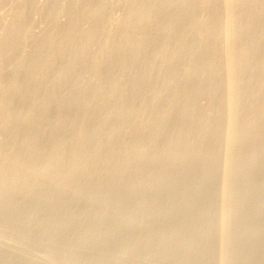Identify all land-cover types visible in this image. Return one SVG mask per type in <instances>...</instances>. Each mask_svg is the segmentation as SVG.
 <instances>
[{
	"label": "rangeland",
	"instance_id": "rangeland-1",
	"mask_svg": "<svg viewBox=\"0 0 264 264\" xmlns=\"http://www.w3.org/2000/svg\"><path fill=\"white\" fill-rule=\"evenodd\" d=\"M100 1L101 0H94L93 3L91 2V6L93 5L92 7H96L100 3ZM102 1H104L103 2V8H102L100 15L98 16L99 19L97 18L95 20V22H98L102 26L103 31L101 29V31H99L98 38L95 39L94 41H90L87 39V35H86L87 33L86 32L90 29L92 23L91 22H83L80 20H72L73 19L72 14H75L77 12L76 10H78V8L80 7V6L77 7V5L74 4L73 0H66V1L60 0V2H59V0H31V1L30 0H28V1L27 0H0V42H1V40H4V42L0 44V48L2 47V49L0 50V97H3L4 99H6L8 96L9 97L11 96V93H14V92L16 93L18 90H20L26 86H28L27 92L29 91L28 94L30 95L26 99L25 102L22 101L21 103H19L20 101H14L15 103L12 102L11 104L7 105L6 107H1L2 109L0 108V121H1L0 122V164H1L0 165V169H1V171H0V184H2L4 181H6L5 184H7V185H5V184L0 185V196L4 195V193H5V196H2L0 198V248H1L0 249V264H138V263L139 264H219V263L220 264H264V257H262V256H264V162H262V161H264V142H262V143L260 142L261 141L260 137L262 138V141H264V134H262L264 132H261V131H264V128L261 129V127H264V124H262V122L261 123L259 122V120L261 121L260 117L264 116V115H261L259 113V111L261 113H264V112H262V110H264V109L261 110V108H262L261 106H264V102H262V104H261V99H262V101H264V97H262V96H264V85H262V84H264V74H262V73H264V69H262V68H264V59H262V58H264V57H262V56H264V51H260V53L258 52L261 49L264 50V45H262V44H264V43H262V42H264V40H262L261 44L259 43L260 45H257L258 42L256 44H254V42H255L254 40H256V38H259V36L262 35V32H264V30H260L262 27H258V28L256 27L260 31H258L256 28L255 29L254 28L253 29L247 28L248 30L241 29L239 31L235 30V31H231V37L229 36L230 39L228 37H224L223 35H221L220 37L216 36L215 37V38H217V40H216L215 38H213L212 32H214L213 28H218L219 25H221V20L220 19H217L216 21L212 20V19H214L213 11H211L212 7L210 8V6H206L208 8V10L207 9L205 10V8H206L205 5L197 6V7H199V9L196 7L194 10L196 14L193 12L192 16L189 17V19H186L185 23L187 22V24L181 23L182 25L180 24L175 29H170L171 32L169 30V34H167L168 30L166 31L164 29L167 25V22H166L167 20L165 22H162V23L157 24V25L154 24V25H156L155 27L147 25V27H145V28H140V29L134 30V29H132L131 24H129L127 19H126L128 11L130 9V6H129V4H131L130 1L129 2H128V0L127 1H125V0H102ZM31 2H34V3H31ZM66 2H68V3H66ZM55 3H56V5H55ZM57 3H60V4L58 5ZM24 4H26V5H24ZM32 4H34V6ZM67 4H69L70 6ZM78 5H80V4H78ZM27 6H28V8H27ZM55 6L56 7L59 6L60 8L57 7V8H59V9H57ZM16 8L18 9L17 11L15 10ZM54 8L56 10H54ZM70 8L72 10H70ZM21 9L23 10L22 13L19 12V11H22ZM64 9L66 10V13H65ZM202 9L205 12H201ZM231 9L232 10L229 11L230 17L231 16L234 17V16L238 15V12L240 13V11H238L240 8L238 9L236 7V10H235V7H234ZM58 12H60L62 14H60V13L58 14ZM233 12H235L234 16L232 14ZM70 13H71V15H70ZM177 13H178V10H175V12H171L170 15H172V17H173ZM202 13H204V14L202 15ZM209 13H210V15L208 16ZM197 14H198V16H197ZM16 15L18 17L19 16L20 17L14 18L13 16H16ZM192 17H193V19L191 21L190 19ZM201 17H203L204 19ZM50 18L51 19L54 18V19L50 20ZM199 19L201 20L200 23H199ZM13 20H14L15 26L12 25ZM76 22H78L77 23L78 25L76 24ZM190 22H192V24ZM209 22L211 23V26H209L210 25ZM17 24L20 26V28H18L19 26ZM51 24H52V26H51ZM55 24L56 25L58 24V26H56V28H54ZM70 24L74 25L75 32H73V33L71 32V29H69ZM161 24L163 25L162 27H161ZM215 24H216V26H215ZM22 25H23V27H22ZM185 25H187V26H185ZM5 26L6 27L8 26L7 28H10L7 32L8 33L7 36H6L7 33L5 32L7 30H4V28L7 29ZM12 26L15 28L13 29ZM191 27H193V28H191ZM202 28H203V31L201 30ZM12 29L15 31L14 34H13ZM52 29L54 30V32L52 31ZM65 29H67V30H65ZM162 29H164V30H162ZM192 29L194 30V33L192 32L193 31ZM198 29H199V31H197ZM251 29H252V31H251ZM262 29H264V28H262ZM57 30H58V32H57ZM128 30H129V32H131L130 37H125V33ZM205 30H207V31H205ZM254 30H256V31H254ZM18 31L21 32L19 36H18V34H19ZM245 31L246 32L249 31L250 33L247 32V34H246ZM62 32H64V33L62 34ZM79 32H82V33H79ZM110 32L112 33L111 34L112 36L110 35ZM158 32H160V34H158ZM162 32H163V34H162ZM183 32L185 34H183ZM256 32H260L261 34L258 35V33H256ZM46 33H48V34H46ZM78 33L80 34V36ZM115 33L118 34V36ZM188 33H191V34L188 35ZM234 33H236L238 36ZM252 33H253V36H252ZM254 33H256V34H254ZM4 34H5V36H4L5 39L3 38ZM12 34H13V36H12ZM50 34H52V36H56V38H54V41H53V42H55V40H56V42H55V44L52 42L47 47L43 43H44V40H46V38L48 36H50ZM69 34H70V36H69ZM72 34H74L75 36L73 35V37H72ZM113 34H114V36H113ZM121 34L124 37L121 36ZM206 34H208V35H206ZM241 34H244V36L242 35L243 36L242 37ZM248 34H250V35H248ZM107 35H108V38H107ZM172 35L174 37H172ZM204 35L207 36V38ZM14 36L16 37V39ZM136 36H137V38H135ZM155 36H157V37L155 38ZM198 36H200V38ZM57 37L60 39L58 40ZM140 37H142V38H140ZM195 37H197V38H195ZM139 38L142 40H140ZM237 38H238V40H237ZM252 38H254V39H252ZM66 39H68V41ZM209 39L213 42H211ZM218 39H221V40H219V42L216 43L215 41H218ZM233 39H234V42H232ZM15 40H17V41H15ZM62 40H64V41L62 42ZM126 40H129V41H126ZM137 40H139V41H137ZM246 40H247V42H246ZM76 41H78V44L75 45ZM80 41H81L82 45H81ZM143 41L146 45L145 44L141 45ZM135 42H138V44ZM170 42H171V44H170ZM205 42H207V44H205ZM223 42H225V43H223ZM12 43H13V45H12ZM177 43L178 44L183 43V44L178 45ZM210 43L213 45H211ZM218 43L220 45H218ZM226 43H227V45H226ZM234 43H236L237 45ZM244 43L247 46H244ZM52 44H54V46ZM115 44H119V45H115ZM132 44H133V46H132ZM224 44L226 45V48H227L226 50H224V52L226 51L225 53L222 52L223 49H225V48H223V47H225ZM84 45H85V52L83 53L82 56H80L81 54L79 53V49L81 48V46H84ZM121 45H122V47H124V49L122 47H120ZM140 45L142 46L141 48L139 47ZM221 45H223V46H221ZM241 45L243 46V49H245V50L242 49ZM50 46H52V49L49 48ZM60 46L62 47V49L58 48ZM68 46H72V47L68 48ZM76 46H77V48H76ZM168 46L170 47L171 50H169ZM41 47L42 48L44 47V49L41 50L42 49ZM46 47L49 49L45 50ZM232 47H234V48H232ZM102 48H104L103 52H102ZM139 48L141 49V51H138ZM146 48H147V50H146ZM162 48H164V49H162ZM198 48L199 49L201 48V49L199 50ZM239 48H241V49L239 50ZM188 49H190L191 51ZM216 49H218V50H216ZM10 50H12L13 53H10L11 52ZM53 50H55L56 52ZM65 50H66V52H65ZM159 50H160V52H159ZM230 50L231 51L233 50V51L231 52ZM235 50H236V52H235ZM247 50H249V51H247ZM104 51L107 54H105ZM116 51H118V52H116ZM54 52H55V54H54ZM189 52H192V53H189ZM207 52L209 55L207 54ZM210 52H212V53H210ZM214 52L216 53V55ZM70 53H72V54H70ZM111 53H115L116 55L111 54ZM126 53L128 54V56L126 55ZM144 53L146 54V56L144 55ZM158 53L160 55L162 54V56L160 57V55ZM221 53H223V54H221ZM258 53L260 55L262 54V56L258 55ZM31 54H32V56H31ZM36 54H38V55L36 56ZM56 54H58V55H56ZM74 54H75V56H74ZM8 55L11 56V58L8 57ZM178 55H180V56H178ZM189 55H190V57H189ZM40 56H42V58L44 60ZM101 56H102V58H101ZM139 56H140V58L138 59ZM153 56H156V57L154 58ZM232 56L235 57L234 59L236 61H234ZM25 57L27 60L25 59ZM182 57H184V58L182 59ZM238 57H239V59H238ZM242 57H244L243 58L244 60L240 59ZM249 57H250V59H249ZM258 57H260L259 59H261V60L255 59ZM13 58H15V59H13ZM22 58H24V59H22ZM119 58H120V60H119ZM157 58H158V60H157ZM178 58H180V59H178ZM220 58H221V61H218V60H220ZM50 59H52V60H50ZM203 59H204V61H203ZM231 59L233 61L228 62V60H231ZM254 59H255V61H254ZM17 60L20 62L17 63ZM209 60H212L213 62L209 63L210 62ZM42 61H44V62H42ZM110 61H113L114 63H112ZM171 61L174 64V66L171 65L172 67L170 65H168V64H172ZM180 61L183 64H181ZM191 61L193 63H190ZM200 61H202V62H200ZM253 61L255 62V64L253 63ZM21 62H23V63H21ZM198 62H199V64H198ZM220 62H223L224 64L220 63ZM230 62L233 64V66ZM15 63H16V65L17 64L18 65L16 66ZM42 63L44 65L47 63V65L44 66ZM94 63L96 65H98L97 67L102 66L101 68H97L98 73L95 71H93V72L91 71V70H94L93 69ZM212 63H217V64L212 65ZM218 63L221 65L223 64L224 66L223 65L219 66ZM241 63L244 65H242ZM245 63H246V65H245ZM250 63L251 64L253 63V64L251 65ZM37 64H39V66ZM41 64L43 65V67ZM66 64L68 66V69L66 67ZM122 64H124V65H122ZM138 64H139V66H138ZM20 65H21V67H20ZM24 65L27 67L28 70L26 69V67ZM49 65H51V66L48 68ZM63 66H65L66 68ZM112 66L114 68H112ZM133 66H134V68H133ZM198 66H200L199 68L200 69L202 68V70L196 69ZM204 66H206V67H204ZM240 66H243V67H240ZM244 66L247 67L246 70L242 69V68H244ZM254 66H255V68H254ZM259 66H262V68H259ZM34 67H36L37 70ZM145 67H148V68L145 69ZM175 67H177V68H175ZM203 67H204V69H203ZM207 67H209L210 69H208ZM225 67H226V69H225ZM13 68H14V70H12ZM171 68H173V69H171ZM214 68H216V69H214ZM238 68H240V70H238ZM105 69H106V71H105ZM232 69L235 71L233 72ZM251 69H252V71H251ZM34 70H35V72H34ZM44 70L45 71L48 70V71L44 72ZM61 70L62 71L64 70V71L62 72ZM203 70H205V71H203ZM208 70H210V71H208ZM224 70L226 72H224ZM149 71H150V73H149ZM195 71H197V72H195ZM211 71H212V73H211ZM118 72H119V74H118ZM198 72H200V73L198 74ZM206 72H207V74H206ZM215 72H217V74L218 73L222 74L223 77L215 74ZM242 72H243V74H242ZM246 72H247V74H249V77L247 76ZM250 72H251V74H250ZM41 73L42 74L44 73V76L41 75ZM254 73H257V74L254 75ZM13 74L16 77H19V76L21 77V78H18L17 83L14 82L15 80L13 79L14 78ZM99 74H100L101 78H100ZM106 74L108 76H106ZM148 74H150V75L148 76ZM155 74H158V75H155ZM237 74L238 75L240 74V76H238ZM260 74L262 77L259 76ZM120 75H122V76L120 77ZM196 75H198V77ZM236 75H237V79H236ZM28 76H30V78ZM191 76L195 79H193ZM216 76H217V78H215ZM245 76L248 78L247 80H246ZM149 77L152 79H150ZM184 77L186 80L184 79ZM201 77H204V79ZM254 77H256V78L254 79ZM145 78H147V79H145ZM228 78H229V80L231 78L232 79L230 81H228ZM239 78H241V79H239ZM252 78L254 81L257 80L256 83L252 80ZM56 79L58 80V82ZM180 79H182V80H180ZM187 79H190V81ZM221 79L223 82L221 81ZM226 79H227V81H226ZM235 79H236V82L234 81L231 83V81H233ZM10 80H11V82H10ZM261 80H262V82H260ZM53 81H54V84H52ZM169 81H171L172 83L170 82V84H168ZM186 81H187V83H185ZM191 81H192V83H191ZM214 81H216V82H214ZM239 81H241V82H239ZM101 82H102V84H101ZM104 82H106V83L104 84ZM111 82H113L115 85L111 84ZM194 82H196V83H194ZM237 82H238V84H237ZM242 82H243V84H242ZM244 82H246L247 84ZM107 83H108V85H106ZM132 83H134V84H132ZM235 83H236V85H235ZM50 84H51V86H50ZM148 84L150 86H148ZM165 84H168V85L166 86ZM245 84L248 87H246ZM257 84H259V85H257ZM17 85H19V87ZM111 85L114 86L115 90H112L113 86H111ZM134 85H139V86H134ZM22 86H24V87H22ZM108 86L110 89L108 88ZM120 86H121V88H120ZM11 87H13V88H11ZM199 87H201L202 89H200ZM218 87H220V88H218ZM236 87H237V89H236ZM37 88L38 89L40 88V89L37 90ZM118 88L120 89V91ZM162 88L165 91L162 92ZM166 88H167V90H166ZM204 88L205 89L207 88V89L205 90ZM180 89H182V90L178 91ZM186 89H188V91ZM191 89H192V91H191ZM244 89H245V91H244ZM248 89L250 91L253 89L254 91L250 92V91H248ZM32 90H33V92H32ZM116 90L118 93L115 94ZM159 90H161V92ZM183 90H186V91H183ZM220 90H221V92H219ZM226 90H228V91H226ZM237 90H238V92L241 91L243 93V95L241 94V92L238 94H234V93H236ZM34 91L37 92V94H35ZM137 91H139V92H137ZM149 91L152 93H150ZM194 91H195V93L193 94L192 92H194ZM208 91L212 92V93H208ZM217 91H218L217 94L214 93ZM231 91L232 92L234 91L233 94ZM30 92H32V93H30ZM111 92L113 95L110 94ZM181 92L183 94H181ZM184 92L187 94L184 95ZM247 92H249V93H247ZM259 92H262V93H259ZM163 93H164V95H163ZM198 93L201 95V97H199ZM227 93H228V95H227ZM245 93H247V94H245ZM48 94L50 96V99L48 97ZM212 94H213V96H215L214 98H217V99H214L212 97ZM220 94H222L221 95L222 97L220 96ZM224 94H225V96H224ZM253 94H254V96H253ZM124 95H126V96H124ZM152 95H154V96L152 97ZM172 95H173V97H172ZM174 95L176 97L179 96V98H178L179 101ZM189 95L191 97L192 96L193 97L191 98ZM194 95H196V96H194ZM216 95H218V96H216ZM232 95L235 97L233 98ZM236 95L239 97L238 100L236 99ZM251 95H252V97L249 98V96H251ZM259 95H261V97ZM104 96H106L107 99L104 98ZM108 96H109V98H108ZM112 96H113V98H112ZM180 96H181V98H180ZM245 96H246V98H249V99H246ZM170 97H171V99H170ZM209 97H210L211 101L210 100L208 101ZM243 97L245 98V100L242 99ZM29 98H30V100H29ZM154 98H157V100L154 101ZM185 98H187V99H185ZM225 98H226L227 102H230V105H229V103H227L224 100ZM255 98H257V99H255ZM40 99L41 100H43V99L48 100V104L46 107L47 110L45 109L44 110L45 112L43 111V114L37 113V112H30V114H28L29 112H28L27 108L29 106H32V104L38 103ZM94 99H96V100H94ZM131 99H133V101ZM167 99H168V101H166ZM194 99H196L197 101ZM218 99L220 101L223 100V102L221 103ZM240 99H242V101ZM128 100L129 101L131 100V101L128 102ZM169 100H170V102H169ZM172 100H174L175 103H177V104H175L174 101H172ZM185 100H187V101H185ZM83 101H85V102H83ZM252 101H254V102H252ZM257 101H259V103ZM98 102H100V103H98ZM235 102L238 104H235ZM245 102H247V103L245 104ZM248 102H249V104L250 103L251 104L249 105ZM255 102L257 103L256 108H255V104H256ZM66 103H68V104H66ZM211 103H214L215 105L211 104ZM84 104H86V105H84ZM115 104H117L118 107ZM118 104L122 105V107L119 106ZM124 104H125V107L128 105L126 108H129V109L124 108ZM153 104H155L154 107L152 106ZM183 104H184V108H182ZM193 104H195V106ZM197 104H199V107ZM218 104H221V105L223 104L222 105L223 107L221 105H218ZM147 105L149 107L146 108ZM234 105H236V107ZM251 105L256 110H254ZM82 106H83V108H82ZM172 106H173V108H172ZM180 106H181V108H180ZM188 106L193 108V109L191 108L192 112L197 110V111H195L196 114H195V112L192 113L191 111H189L188 109H190V107H188ZM210 106L213 109L212 108L210 109ZM242 106H243V108L245 106L244 109L247 111H250V112L247 113V111H245V110H243V108H241ZM79 107H80V109H78ZM174 107H177L178 109H176ZM197 107L200 109H198ZM215 107H218V108H215ZM74 108H76V109H74ZM116 108H117V110H116ZM122 108H123L124 112L122 111ZM161 108L163 110H161ZM229 108H230V110H229ZM237 108H238V110H237ZM146 109L147 110L149 109V110L147 111ZM150 109H152V110H150ZM166 109H169V111L168 110L166 111ZM184 109L186 112L187 111L190 112L188 117H187L188 112L185 113ZM203 109L205 112L203 111ZM231 109H233V110H231ZM257 109H258V112L256 113ZM26 110L28 113L26 112ZM145 110H146V113H145ZM154 110L158 113H155ZM174 110L177 112H175ZM179 110H183L184 112H181L182 114L180 113L181 115L178 116L177 114L179 113ZM198 110H199L200 114L198 113ZM200 110H202V111H200ZM234 110H236L237 115H238V112H240L238 117H237L236 112ZM117 111H119V112H117ZM120 111H122V112H120ZM134 111H135V113H134ZM150 111H151V113H150ZM241 111H242V113H241ZM244 111L248 115H245ZM107 112H109V113H107ZM139 112H140V114H139ZM165 112H167V113H165ZM170 112H172V113H170ZM227 112H232V113L226 114ZM31 113L35 116V118ZM112 113H114V114L116 113V115H114ZM118 113H119V115H117ZM149 113H150V115H149ZM160 113H162V114H160ZM220 113H222V115H220ZM234 113L236 116L234 115ZM253 113H255V115ZM25 114L27 115V117L29 119L26 117ZM124 114H128V115L131 114V115H129V116L127 115V117L125 115L124 117H122ZM133 114H134V116H136V118L138 117L137 122H139V123L136 122V120H135L136 118L134 116L132 118ZM143 114H144V116H143ZM151 114H152V116H151ZM159 114H160V116H159ZM163 114H164V116H162ZM229 114H230V116H229ZM243 114L245 116L242 117L243 118L242 119L241 115L243 116ZM251 114H253V115H251ZM257 114H258V116H257ZM41 115L43 117H41ZM107 115H109L111 118ZM167 115H169V116H167ZM182 115H184V116H182ZM199 115H201V117ZM30 116L33 119L30 118ZM36 116H37V118H36ZM105 116L107 117L106 119H108V118L110 119V120L108 119L109 120L108 123L106 122L108 120H106V119L104 120ZM141 116L144 117V118L142 117L143 118L142 121H141ZM180 116L184 117V118H181ZM192 116H194L193 117L194 119L192 118ZM207 116H208V118H206ZM212 116H214V117H212ZM220 116L221 117L223 116L224 118H220ZM228 116L230 119L231 118L234 119L235 124H234L232 119L230 120L228 118ZM233 116H235V117H233ZM246 116H248L247 117L248 120L244 119ZM6 117H8V118H6ZM119 117H122V118H119ZM163 117L166 118V121L164 119L162 120ZM175 117L177 119H175ZM178 117L180 118V121H181V119H185V121H186L185 123L188 125V126L186 125L188 134L186 132L185 137L188 138L191 135H193V136L196 135L197 137L195 136L193 138V136H192L189 139L183 140V138H185L183 135L181 137L183 142L182 141H180V142L182 144H185V145H181V151L179 153V155H181V156L183 155V156H182V158H181V156L179 157V155H177L178 157L174 156L175 157V160H174V158L172 156H171L172 158L170 157V155H173V154H171L172 151L171 152L169 151V150H172L173 148H170V145L167 144L166 142H167L168 138H171V140H173V137L176 136L174 129H177L178 128L177 126L181 125V122L179 121ZM209 117H211V118H209ZM252 117H253V120L250 119ZM257 117L259 118V120H257L258 119ZM5 118H6V120H5ZM100 118H102L104 123L106 122L105 123L106 125L104 123H102V120ZM148 118H150L151 120L150 119L148 120ZM152 118H154L153 121H152ZM159 118L161 119V121ZM199 118H201L202 121L204 119L203 122H205V119H207L206 122L207 121L208 122L207 123L205 122V126H207L206 124L209 123L208 127L210 126V121H211L213 123V124H211V126L213 128H208V127L206 128L204 126L203 122H201V120H198ZM7 119H10V120H7ZM27 119H28V121H27ZM53 119H55V120H53ZM224 119H226V120H224ZM227 119L232 121L233 124H232V122L230 124V121ZM235 119H240L237 121L239 123H236ZM249 119L252 122L248 123V121H250ZM29 120H30V122H29ZM46 120L47 121L49 120V121L47 122ZM156 120H157V122H156ZM173 120H178V121H174V124H173ZM244 120H246V122ZM8 121H10V122H8ZM11 121L15 122L16 124L12 123ZM23 121H25V122H23ZM117 121L118 122L120 121L119 124L117 123ZM199 121H200V123H199ZM242 121H244V123ZM257 121L260 123V124L258 123L259 125L257 124ZM262 121H264V119H262ZM7 122H8V124H7ZM49 122H50V124H49ZM82 122H83V124H82ZM140 122H142V123H140ZM148 122H150V124ZM167 122H169L171 125L170 124L168 125ZM177 122H179V123H177ZM215 122H217L218 124L222 123L219 126H222V127L225 126L224 127L225 129H227V127H228V130H227L228 133L224 128L219 127L218 125H214V124H217ZM1 123L3 125H1ZM17 123L20 126V128H17V126H16ZM28 123L29 124L31 123L33 125L32 128H31V124L29 125ZM56 123L57 124L59 123V124L57 125ZM154 123H155V125H154ZM156 123H158V125L161 126L162 129L160 127L157 128L158 125ZM201 123L203 124V126ZM227 123L230 124L231 129H229L230 128L228 126L229 124L226 125ZM252 123L255 124V127ZM20 124H22L24 126H22ZM35 124H36V126H35ZM54 124H56V126H58V127H56ZM115 124H117L118 126L117 125L115 126ZM120 124L122 126H120ZM151 124H152V127H151ZM178 124H180V125H178ZM190 124H192V125H190ZM62 125H63V127H62ZM173 125L176 126L177 128H175ZM194 125L198 126L197 127L198 131L196 134H195L196 129L194 130V128H196V126H194ZM237 125L239 126V128ZM71 126H74V127L77 126V127L74 128ZM79 126L82 128H80ZM132 126L133 127L136 126L137 129L135 127L133 128ZM163 126H166V127L164 128ZM172 126H173V128H172ZM183 126H185V124ZM217 126L219 128H217ZM259 126H260V128H259ZM24 127H25V129L27 128L26 130H29L30 128L32 130L30 129V131L24 132L25 131ZM35 127L37 129L36 132L35 133L31 132L34 130ZM44 127L46 128V130H44L45 129ZM101 127H102V129H101ZM123 127H124V129H123ZM150 127L152 129L148 130V129H150ZM204 127H205V129H204ZM242 127H243V129H242ZM245 127L248 129H246ZM11 128L14 129L15 131L12 130ZM64 128H66L67 132ZM69 128H70V130H68ZM77 128H80V129H77ZM98 128H100V130ZM140 128L142 129L141 131H140ZM154 128H156L155 130H158V131H156V133L154 132ZM186 128L184 127L185 130H186ZM214 128L218 129V130H213ZM20 129H22V130H20ZM112 129H113V131L117 130L116 131L117 133L112 131L114 134L113 133L111 134L110 130H112ZM118 129H121V130H118ZM165 129H166V131H165ZM190 129H191V131H190ZM235 129H237V131ZM239 129L240 130L242 129L241 132L239 131ZM254 129H255V131H254ZM38 130L39 131L42 130V131L39 132ZM85 130H87V132ZM135 130H136V132H135ZM160 130H161L160 133L163 136H165V138L163 136H161V134L159 133ZM210 130H213V131H210ZM244 130H246V132ZM256 130H258L260 133ZM21 131H22V133H21ZM37 131H38V133H37ZM89 131L92 132L93 134L88 135ZM169 131H171V132H169ZM172 131H174L173 132L174 135H172ZM192 131H193V133H192ZM202 131H205V134ZM207 131H208V133H207ZM233 131H235L236 134ZM78 132H80V133L86 132L87 135H85V134L81 135ZM201 132L204 134L203 136L209 135L211 138H213L212 141L213 140L217 141L219 138L220 139H226L228 141L229 145L223 146L222 149L218 148L219 152L218 151L216 152L217 147L212 146V144L215 141L212 142L211 138L209 136H208V139L205 140L206 138L201 135L202 134ZM214 132H216V133L220 132V134L217 133L219 135L216 136L217 134ZM222 132H223L224 138L222 136ZM229 132H231V133H229ZM232 132H233V134H232ZM237 132H238V134H237ZM109 133L112 136L115 135L116 137L113 136V138L110 139L109 137H111V136ZM138 133H139V135H138ZM140 133L142 136L140 135ZM225 133H227L228 135L225 136L226 135ZM239 133L242 134V135L240 134V138H238ZM255 133L256 134L258 133V135L256 136ZM33 134L34 135L36 134V136H34ZM108 134H109V136H108ZM118 134H120L119 135L120 137H118ZM134 134L138 136L137 139L142 137L139 139L140 140L139 143H138L139 140L133 139L135 137ZM156 134H159L161 138L159 137V135H156ZM164 134H166V135H164ZM230 134H232V135H230ZM245 134H248V135H245ZM76 135L78 136V138ZM150 135H152V136L150 137ZM167 135H168V137H167ZM153 136H154V139H153ZM155 136H156V138H155ZM236 136H237V138H234ZM243 136L244 137L246 136L245 139H243L244 138ZM29 137H31V139ZM32 137H33V140H32ZM131 137H132V139H131ZM196 138L198 139L199 143H201V146H200V144L197 143L198 141L196 140ZM254 138H255V144H254ZM109 139H110V141H109ZM148 139H149V141H148ZM152 139L155 141L153 142ZM200 139L201 140L203 139L202 140L203 142H201ZM237 139L238 140L240 139L241 142L237 141L234 143L235 145L232 144V141L233 140L236 141ZM250 139L253 142H251ZM30 140L33 142V144ZM76 140L77 141H83V142L86 140V142H84L85 144L83 143L76 148V146H75V142H77ZM131 140H134V141H132V143H136V146H134L135 144L131 145V147L128 146V145L132 144ZM171 140L169 139V141H171ZM187 140L189 142H187ZM256 140L259 142H257ZM135 141H137V142H135ZM163 141H165V142H163ZM184 141H186V142H184ZM193 141H195V142H193ZM206 141H209V142L211 141L210 145H208L209 142H206ZM190 142L192 143L191 145H190ZM164 143H166V145L163 146ZM187 143H188V145H187ZM204 143H205V145L206 144L207 145L205 146ZM237 143H238V145H237ZM27 144L28 145L30 144L32 146H34V144H35V146L30 147ZM138 144H140V145H138ZM156 144H158V146H160V147H158ZM194 144H196V147H195L196 151L193 150V149H195ZM26 145L28 146L27 148H26ZM189 145H190V148H191V146H193V145L194 146L191 148V150L189 149V151H188V149H186V153H188V154H186L187 155L186 156L185 152H184V150H185L184 148L186 146H189ZM202 146H203V148H201ZM238 146H240V147H238ZM256 146H257V148H256ZM81 147H82V149H81ZM125 147L127 149H125ZM132 147H134V148L140 147L139 149H142V147H143V149L146 151V153H145V151L143 152L144 154L139 153V151H138L139 149L136 148V149H138L137 153L139 154V155L138 154L136 155V154H134V152H136V149H134V148L132 149ZM144 147L148 150H146ZM153 147H155V148L157 147V149H154V150H156L155 153H154ZM208 147H209V149L211 148L210 152H208V149H206ZM226 147L227 148L229 147V149H227ZM243 147H245V149H242ZM129 148L133 151V152H130V155L128 154L129 151H131ZM160 148H162V149L160 150ZM165 148L166 149L168 148L169 150L168 149L166 150ZM213 148H215L216 150L214 149V151H213L212 150ZM225 148H226V151H225ZM163 149H164V151H163ZM197 149H198V151H197ZM203 149H205V150H203ZM256 149H257V151H256ZM122 150H123V152H122ZM236 150L237 151L240 150V151L237 152ZM147 151H149V152H147ZM151 151H153V152H151ZM165 151H166V153H165ZM190 151H192V152L190 153ZM193 151H194V153H193ZM76 152H77V154H76ZM115 152H117V153H115ZM150 152H151V154H150ZM196 152H197V154L200 152L201 155L198 154V156L200 158L197 156ZM213 152L218 153V156H216L217 155L216 153L213 154ZM224 152L226 154H224ZM231 152H233V153H231ZM240 152H241V154H240ZM72 153L74 154L75 157L73 156ZM161 153L163 154V156ZM221 153H222V155H221ZM260 153H261V156H260ZM145 154L146 155L149 154V155L146 157H143V156H145ZM153 154H155V155H153ZM165 154L167 155L166 158L164 157ZM209 154L212 156L214 155V156L211 157V156H209ZM256 154H258V155H256ZM76 155L78 156L77 158H76ZM122 155H123V157H122ZM124 155L127 156L128 159ZM188 155H190V156H188ZM202 155L207 156L206 159L204 158V156L202 157ZM129 156L132 159L129 158ZM184 156H186V160H185V158L183 159ZM193 156L196 157V159L193 158ZM235 156H236V158H235ZM140 157H143L144 160H143V158H140ZM190 157H191V160H189ZM201 157L204 158V160ZM239 157L242 160H240ZM71 158L72 159H74V158L79 159V161H77V160L75 161V159L72 160ZM122 158H125V159L122 160ZM134 158L136 161L134 160ZM198 158H199V160L202 159L203 162L201 160L199 161ZM209 158H211V159H209ZM223 158L225 159V161L223 160ZM230 158H233V159H230ZM252 158H254V159H252ZM126 159H127V162L129 160H130V162L125 164ZM138 159H139V162L137 163ZM140 159H142L143 161L141 160L142 162H140ZM149 159L152 163L151 165H153V164L155 165V166H152V168L154 167L152 170H151V165L149 163L150 162ZM152 159L154 162L152 161ZM160 159H161V161H160ZM176 159H179V160H176ZM220 159L222 161H220ZM237 159L239 160L240 163H238ZM80 160H81V162H80ZM131 160H134V161H131ZM14 161L15 162L17 161L20 164L23 163V165H25V169L22 168L19 170L20 166L18 167V165H16L18 168L15 165H14L15 167L11 168L13 170L15 168V171L9 169L10 165L13 166L12 163ZM82 161H83V164H82ZM190 161H192V163ZM196 161H198V162L196 163ZM27 162H28V164H30L29 167H30L31 171L28 170L29 167H28ZM57 162H58V164H57ZM73 162H75V164H73ZM133 162H134V164H133ZM159 162H161V163H159ZM162 162L165 164L163 165ZM169 162L171 164H169ZM173 162H174V166L172 165ZM200 162H201V164H200ZM206 162H208V163H206ZM209 162H211V163H209ZM60 163H62V165L66 166V167L61 166ZM67 163H68V166L70 164V168H68ZM71 163H72V165H71ZM120 163H123V167L120 166V165H122ZM140 163H141V165H140ZM142 163H144V164H142ZM204 163H206V164H204ZM34 164H35V166L33 167ZM47 164H49V166ZM77 164H78V166H77ZM80 164L85 165V166L80 167ZM118 164H120V165H118ZM145 164L147 166L148 165H150V166L147 167ZM159 164H162V167L165 166V169L162 168L161 165H159ZM188 164H189V166H188ZM44 165H46V167H44ZM130 165H131V169H132V166H134V165L136 167L138 166L139 168L133 167L134 169L131 170L129 168ZM170 165L172 168H169ZM1 166H3L4 169ZM86 166H87V168H86ZM115 166L119 171L125 170V169H129V170L128 171L127 170L121 171L119 173L116 170ZM175 166H177V167H175ZM178 166H179V168H178ZM185 166H186V168H185ZM31 167H33L34 170H33V168L31 169ZM60 167L62 168V171H61ZM74 167H76L77 169ZM140 167L143 170H141ZM159 167L162 169L160 170ZM42 168L44 171L42 170ZM84 168H86V169H84ZM92 168H93V171H92ZM35 169L40 170V171L35 172L36 171ZM64 169H65V171H64ZM68 169H69V172H68ZM106 169H107V171H106ZM139 169L141 172L139 171ZM231 169H233V170H231ZM10 170L12 171V173ZM17 170H19V171H17ZM26 170H27V174H30V176H27ZM77 170H79L81 172H79ZM108 170H109V173H108ZM126 171H127V173H126ZM132 171H134L135 173L134 172L131 173ZM156 171H158L160 173L162 178L158 177L160 175ZM162 171H163V173H162ZM4 172H6V173H4ZM13 172H14V174H13ZM23 172H25L24 173L25 175L23 174ZM30 172L31 173L33 172L34 174L33 173L31 174ZM57 172H59L58 175H57ZM62 172H63V175H62ZM136 172L138 174H136ZM237 172L239 173V175ZM10 173H11V175H10ZM205 173H207V174H205ZM4 174H6L5 178H3L5 176ZM59 174H61V175L59 176ZM18 175H19V177H18ZM114 175H116L115 178L113 177ZM121 175H122V177H121ZM155 175H157V176H155ZM166 175L168 177L171 176L170 177L171 179L168 178ZM22 176H24L23 178H26V179L22 180ZM163 176H164V178H163ZM68 177H69V179H68ZM110 177H112V178H110ZM165 177L168 179L167 181H166ZM186 177L188 180L186 179ZM27 178L29 179L28 181L31 183H28ZM32 178H33V181H31ZM190 178H191V181H190ZM1 179H2V181H1ZM12 179H13V181H11ZM18 179H19V181H18ZM192 179H193V181H192ZM17 181L20 182V184H23V182H24L25 186L23 187L24 184L20 185ZM61 182H63V184ZM240 183H242V184H240ZM13 184H15V185L18 184V185L13 186ZM68 184H69V186H68ZM64 185H67V187ZM28 187H29V189H28ZM2 188H4V189H2ZM222 188H223V190H222ZM6 190H9L10 192L6 191ZM243 190H245V191H243ZM128 192H130V193H128ZM1 193H2V195H1ZM220 211L222 214L220 213ZM244 225H246V226H244ZM221 227L223 229H221ZM224 241H225V243H224ZM220 243H222V244H220ZM180 247H182V248H180ZM213 262H215V263H213Z\"/></svg>",
	"mask_w": 264,
	"mask_h": 264
},
{
	"label": "bare ground",
	"instance_id": "bare-ground-1",
	"mask_svg": "<svg viewBox=\"0 0 264 264\" xmlns=\"http://www.w3.org/2000/svg\"><path fill=\"white\" fill-rule=\"evenodd\" d=\"M27 1H28V0H27ZM30 1H31V0H30ZM64 1H66V0H64ZM93 1H94V0H73L74 4L77 5V7H78V6H80V7L78 8V10H76L77 12H76L75 14H72V15H73V19H72V20H80V21H83V22H91V23H92L90 29H89L88 31L86 30V31H87L86 33H87V34L85 33V34L87 35V39L90 40V41H94L95 39H97V38H98V35H99V31H101V29H102V26H101L98 22H95V20L98 18V16L100 15V13H101V11H102V8H103V2H104V1L101 0L100 3H99L96 7H92L93 5L91 6V2L93 3ZM125 1H127V0H125ZM129 1H130L131 4H129L130 9L128 8L129 11H128V14H127V16H126V19H127L128 23L131 24L132 29H134V30H135V29H140V28H145V27H147V25H150V26H154V27H155L157 24H160V23L165 22V21L167 20V21H166V22H167V25H166V27H165L164 29H165L166 31L168 30V31H167L168 33H167V32H166V33L169 34V30H170V29H175V28H176L177 26H179L181 23H182V24H187V22L185 23L186 19H189V17L192 16L193 12L195 13L194 10H195V8H196L197 6H199V5H201V6H202V5H205V7H206V6H210V8L212 7V10L210 9L211 11H213V17H214V19H212V20H215V21H216L217 19H220V20H221V25H219V27L217 26L218 28H213V31H214V32H212V33H213V38H215L216 36H219V37H220L221 35H223L224 37H228V38H229V36L231 37V31H235V30H236V31H237V30L239 31V30H241V29H246V30H248L247 28H252V29L254 28V29H255L256 27H257V28H258V27H262V28H264V0H128V2H129ZM50 2H51V1H50ZM59 2H60V0H59ZM69 2H70V1H69ZM73 2H72V3H73ZM31 3H34V2H31ZM66 3H68V2H66ZM70 3H71V2H70ZM49 4H50V3H49ZM57 4L59 5L60 3H57ZM61 4H62V3H61ZM78 4H80V5H78ZM24 5H26V4H24ZM32 5L34 6V4H32ZM55 5H56V3H55ZM67 5H69V4H67ZM50 6H51V5H50ZM53 6H54V5H53ZM64 6H65V5H64ZM69 6H70V5H69ZM48 7H49V6H48ZM55 7H56V6H55ZM57 7H59V6H57ZM57 7H56V8H57ZM203 7H204V6H203ZM234 7H235V10H236V7H237L238 9L240 8V9L238 10V11H240V13L237 11V12H238V15L234 16L235 12H233L232 14H233L234 17H232V16L230 17V15H229V11L232 10L231 8H234ZM19 8H20V7H19ZM21 8H22V7H21ZM24 8H25V7H24ZM27 8H28V6H27ZM59 8H60V7H59ZM59 8H57V9H59ZM65 8H66V7H65ZM197 8L199 9V7H197ZM200 8H201V7H200ZM22 9H23V8H22ZM22 9H21V10H22ZM76 9H77V8H76ZM206 9L208 10L207 7L205 8V10H206ZM15 10L17 11L18 9L16 8ZM34 10H35V9H34ZM34 10H33V11H34ZM54 10H56V9L54 8ZM62 10H63V9H62ZM64 10H65V9H64ZM70 10H72V9L70 8ZM175 10H178V13H177L175 16L172 17V15H170V14H171V12H175ZM33 11H32V12H33ZM58 11H59V10H58ZM60 11H61V10H60ZM198 11H199V10H198ZM19 12L22 13L23 10H22V11H19ZM61 12H62V11H61ZM63 12H64V11H63ZM69 12H70V11H69ZM71 12H72V11H71ZM201 12H205V11H203V9H202ZM231 12H232V11H231ZM231 12H230V13H231ZM15 13H16V12H15ZM17 13H18V12H17ZM59 13H60V12H58V14H59ZM65 13H66V10H65ZM25 14H26V13H25ZM47 14H48V13H47ZM60 14H62V13H60ZM125 14H126V13H125ZM195 14H196V13H195ZM203 14H204V13H202V15H203ZM14 15H15V14H14ZM17 15H18V14H17ZM17 15H16V16H13V17H14V18H15V17H18ZM23 15H24V14H23ZM23 15H22V16H23ZM70 15H71V13H70ZM205 15H206V14H205ZM205 15H204V16H205ZM209 15H210V13L208 14V16H209ZM48 16H49V15H48ZM193 16H194V15H193ZM197 16H198V14H197ZM197 16H196V17H197ZM204 16H203V17H204ZM19 17H20V16H19ZM19 17H18V18H19ZM52 17H53V16H52ZM54 17H55V16H54ZM203 17H201V18H203ZM206 17H207V16H206ZM210 17H211V16H210ZM199 18H200V17H199ZM24 19H25V18H24ZM46 19H47V18H46ZM53 19H54V18H53ZM53 19L50 18V20H53ZM98 19H99V18H98ZM123 19H124V18H123ZM123 19H122V20H123ZM192 19H193V17H192L190 20L192 21ZM195 19H196V18H195ZM203 19H204V18H203ZM203 19H202V20H203ZM16 20H17V19H16ZM16 20H15V21H16ZM48 20H49V19H48ZM190 20H189V21H190ZM208 20H209V19H208ZM220 20H219V21H220ZM194 21H195V20H194ZM203 21H204V20H203ZM203 21H202V22H203ZM206 21H207V20H206ZM12 22H13V24H12V23H11V24H12L13 26H15V25H14V20H13ZM16 22H17V21H16ZM22 22H23V21H22ZM49 22H50V21H49ZM78 22H79V21H78ZM78 22H76V24H77ZM122 22H123V21H122ZM200 22H201V20L199 19V23H200ZM17 23H18V22H17ZM55 23H56V22H55ZM74 23H75V22H74ZM190 23L192 24V22H190ZM209 23H210V22H209ZM21 24H22V23H21ZM23 24H24V23H23ZM154 24H156V25H154ZM182 24H181V25H182ZM188 24H189V23H188ZM212 24H213V23H212ZM17 25H18V24H17ZM59 25H60V24H59ZM67 25H68V24H67ZM77 25H78V24H77ZM77 25H76V26H77ZM217 25H218V24H217ZM13 26H12V27H13ZM18 26H19V25H18ZM51 26H52V24H51ZM56 26H58V24H57V25L55 24V27H54V28H56ZM103 26H104V25H103ZM162 26H163V25L161 24V27H162ZM185 26H187V25H185ZM185 26H184V27H185ZM209 26H211V23H210ZM213 26H214V25H213ZM215 26H216V24H215ZM5 27H6V26H5ZM7 27H8V26H7ZM7 27H6V28H7ZM22 27H23V25H22ZM64 27H65V26H64ZM198 27H199V26H198ZM14 28H15V27H13V29H14ZM18 28H20V26H19ZM152 28H153V27H152ZM157 28H158V27H157ZM191 28H193V27H191ZM194 28H195V27H194ZM206 28H207V27H206ZM257 28H256V29H257ZM262 28H261L260 30H264V29H262ZM9 29H10V28H7V29L4 28V30H7V31H5L6 33L8 32ZM13 29H12V31H13V34H14L15 31H14ZM16 29H17V28H16ZM69 29H71V32H72V33L75 32L74 25H71V24H70ZM69 29H68V30H69ZM77 29H78V28H77ZM77 29H76V30H77ZM148 29H149V28H148ZM164 29H162V30H164ZM195 29H196V28H195ZM214 29H215V30H214ZM252 29H251V31H252ZM21 30H22V29H21ZM59 30H60V29H59ZM65 30H67V29H65ZM79 30H80V29H79ZM124 30H125V29H124ZM124 30H123V31H124ZM160 30H161V29H160ZM160 30H159V31H160ZM177 30H178V29H177ZM181 30H182V29H181ZM192 30H193V29H192ZM201 30L203 31V28H202ZM207 30H208V29H207ZM207 30H205V31H207ZM257 30H258V29H257ZM260 30H258V31H260ZM16 31H17V30H16ZM52 31L54 32L53 29H52ZM102 31H103V29H102ZM110 31H111V30H110ZM123 31H122V32H123ZM186 31H187V30H186ZM197 31H199V29H198ZM243 31H244V30H243ZM254 31H256V30H254ZM18 32H19V31H18ZM53 32H52V33H53ZM57 32H58V30H57ZM57 32H56V33H57ZM71 32H70V33H71ZM106 32H107V31H106ZM108 32H109V31H108ZM147 32H148V31H147ZM170 32H171V30H170ZM172 32H173V31H172ZM174 32H175V31H174ZM190 32H191V31H190ZM192 32L194 33V30H193ZM192 32H191V33H192ZM200 32H201V31H200ZM245 32H246V31H245ZM247 32H249V31H247ZM247 32H246V34H247ZM16 33H17V32H16ZM20 33H21V32H19V34L17 33L18 36L20 35ZM63 33H64V32H62V34H63ZM79 33H82V32H79ZM79 33H78V34H79ZM83 33H84V32H83ZM130 33H131V32H129V30L126 31V33H125V37H130ZM151 33H152V32H151ZM153 33H154V32H153ZM155 33H156V32H155ZM191 33H188V35L191 34ZM197 33H198V32H197ZM201 33H202V32H201ZM239 33H240V32H239ZM249 33H250V32H249ZM256 33H258V35L261 34L260 32H256ZM256 33H254V34H256ZM13 34H12V36H13ZM46 34H48V33H46ZM66 34H67V33H66ZM85 34H84V35H85ZM104 34H105V33H104ZM111 34H112V33L110 32V35H111ZM115 34H116V33H115ZM136 34H137V33H136ZM158 34H160V32H158ZM158 34H157V35H158ZM162 34H163V32H162ZM173 34H174V33H173ZM183 34H185V33L183 32ZM234 34H236V33H234ZM7 35H8V33L6 34V36H7ZM59 35H60V34H59ZM73 35H74V34H72V37H73ZM82 35H83V34H82ZM116 35L118 36V34H116ZM178 35H179V34H178ZM181 35H182V34H181ZM186 35H187V34H186ZM201 35H202V34H201ZM201 35H200V36H201ZM206 35H208V34H206ZM236 35H237V34H236ZM242 35L244 36V34H241V36H242ZM248 35H250V34H248ZM4 36H5V34L3 35V38H4ZM16 36H17V35H16ZM69 36H70V34H69ZM74 36H75V35H74ZM79 36H80V34H79ZM111 36H112V35H111ZM113 36H114V34H113ZM121 36H123V35L121 34ZM159 36H160V35H159ZM175 36H176V35H175ZM200 36H198V37L200 38ZM204 36H205V35H204ZM210 36H211V35H210ZM237 36H238V35H237ZM239 36H240V35H239ZM243 36H242V37H243ZM252 36H253V33H252ZM14 37H15V36H14ZM14 37H13V38H14ZM63 37H64V36H63ZM123 37H124V36H123ZM156 37H157V36H155V38H156ZM172 37H174V36L172 35ZM177 37H178V36H177ZM193 37H194V36H193ZM205 37L207 38V36H205ZM254 37H255V36H254ZM256 37H257V36H256ZM11 38H12V37H11ZM54 38H56V36H52V34H50V36H48V37L46 38V40H44V43H43V44H45V46L48 47V45H50V44L54 41ZM57 38H58V37H57ZM68 38H69V37H68ZM101 38H102V37H101ZM107 38H108V35H107ZM135 38H137V36H136ZM140 38H142V37H140ZM140 38H139V39H140ZM147 38H148V37H147ZM175 38H176V37H175ZM178 38H179V37H178ZM181 38H182V37H181ZM186 38H187V37H186ZM188 38H189V37H188ZM195 38H197V37H195ZM202 38H203V37H202ZM208 38H209V37H208ZM4 39H5V38H4ZM15 39H16V37H15ZM59 39H60V38H58V40H59ZM76 39H77V38H76ZM159 39H160V38H159ZM167 39H168V38H167ZM215 39L217 40V38H215ZM223 39H224V38H223ZM229 39H230V38H229ZM241 39H242V38H241ZM245 39H246V38H245ZM250 39H251V38H250ZM252 39H254V38H252ZM66 40L68 41V39H66ZM120 40H121V39H120ZM133 40H134V39H133ZM140 40H142V39H140ZM153 40H154V39H153ZM157 40H158V39H157ZM187 40H188V39H187ZM206 40H207V39H206ZM206 40H205V41H206ZM209 40H210V39H209ZM219 40H221V39H218V41H215V42L217 43V42H219ZM226 40H227V39H226ZM237 40H238V38H237ZM242 40H243V39H242ZM260 40H261V41H260ZM262 40H264V32H262V35H260L259 38H256V40H254V41H255L254 44H256V43L258 42L257 45H260L261 42H262ZM15 41H17V40H15ZM63 41H64V40H62V42H63ZM78 41H79V40H78ZM78 41L75 42V45L78 44ZM101 41H102V40H101ZM121 41H122V40H121ZM123 41H124V40H123ZM126 41H129V40H126ZM137 41H139V40H137ZM198 41H199V40H198ZM210 41H211V40H210ZM227 41H228V40H227ZM248 41H249V40H248ZM259 41H260V42H259ZM3 42H4V40H1L0 44L3 43ZM45 42H46V43H45ZM55 42H56V40H55ZM55 42H53V43L55 44ZM65 42H66V41H65ZM140 42H141V41H140ZM145 42H146V41H145ZM163 42H164V41H163ZM166 42H167V41H166ZM171 42H172V41H171ZM171 42H170V44H171ZM183 42H184V41H183ZM196 42H197V41H196ZM199 42H200V41H199ZM211 42H213V41H211ZM230 42H231V41H230ZM232 42H234V39H233ZM235 42H236V41H235ZM238 42H239V41H238ZM241 42H242V41H241ZM246 42H247V40H246ZM10 43H11V42H10ZM10 43H9V44H10ZM13 43H14V42H13ZM13 43H12V45H13ZM66 43H67V42H66ZM80 43H81V41H80ZM83 43H84V42H83ZM135 43L138 44V42H135ZM150 43H151V42H150ZM175 43H176V42H175ZM185 43H186V42H185ZM223 43H225V42H223ZM223 43H222V44H223ZM227 43H228V42H227ZM227 43H226V45H227ZM259 43H260V44H259ZM262 43H264V42H262ZM15 44H16V43H15ZM43 44H42V45H43ZM54 44H52V45L54 46ZM59 44H60V43H59ZM73 44H74V43H73ZM105 44H106V43H105ZM144 44H145V43H144V41H143L141 45H144ZM147 44H148V43H147ZM167 44H168V43H167ZM177 44H178V43H177ZM179 44H180V43H179ZM179 44H178V45H179ZM182 44H183V43H181L180 45H182ZM193 44H194V43H193ZM196 44H197V43H196ZM205 44H207V42H205ZM210 44H211V43H210ZM234 44H236V43H234ZM239 44H240V43H239ZM248 44H249V43H248ZM251 44H252V43H251ZM60 45H61V44H60ZM68 45H69V44H68ZM81 45H82V43H81ZM115 45H119V44H115ZM141 45L139 46L140 48L142 47ZM145 45H146V44H145ZM172 45H173V44H172ZM172 45H171V46H172ZM211 45H213V44H211ZM214 45H215V44H214ZM218 45H220V44L218 43ZM226 45L224 44L225 47H223V48H225V49H223V51L220 49L223 53L226 52V51L224 52V50L227 49V48H226ZM232 45H233V44H232ZM236 45H237V44H236ZM252 45H253V44H252ZM252 45H251V46H252ZM262 45H264V44H262ZM14 46H15V45H14ZM19 46H20V45H19ZM62 46H63V45H62ZM65 46H66V45H65ZM73 46H74V45H73ZM105 46H106V45H105ZM110 46H111V45H110ZM113 46H114V45H113ZM132 46H133V44H132ZM190 46H191V45H190ZM192 46H193V45H192ZM195 46H196V45H195ZM207 46H208V45H207ZM221 46H223V45H221ZM228 46H229V45H228ZM234 46H235V45H234ZM241 46H242V45H241ZM241 46H240V47H241ZM244 46H247V45L244 43ZM47 47L45 48V50H46V49H49V48L52 49V46H50L49 48H47ZM70 47H72V46H68V48H70ZM114 47H115V46H114ZM120 47H122V45H121ZM129 47H130V46H129ZM143 47H144V46H143ZM146 47H147V46H146ZM165 47H166V46H165ZM168 47H169V46H168ZM168 47H167V48H168ZM179 47H180V46H179ZM188 47H189V46H188ZM210 47H211V46H210ZM236 47H237V46H236ZM8 48H9V47H8ZM13 48H14V47H13ZM41 48H42V47H41ZM58 48L62 49L61 46L58 47ZM76 48H77V46H76ZM76 48H75V49H76ZM86 48H87V47H86ZM112 48H113V47H112ZM122 48L124 49V47H122ZM134 48H135V47H134ZM134 48H133V49H134ZM140 48H139L138 51H141ZM212 48H213V47H212ZM216 48H217V47H216ZM232 48H234V47H232ZM232 48H231V49H232ZM245 48H246V47H245ZM250 48H251V47H250ZM1 49H2V47L0 48V50H1ZM6 49H7V48H6ZM43 49H44V47H43L41 50H43ZM65 49H66V48H65ZM103 49H104V48H102V52H103ZM120 49H121V48H120ZM130 49H131V48H130ZM136 49H137V48H136ZM136 49H135V50H136ZM162 49H164V48H162ZM177 49H178V48H177ZM191 49H192V48H191ZM198 49H199V48H198ZM200 49H201V48H200ZM200 49H199V50H200ZM235 49H236V48H235ZM240 49H241V48H239V50H240ZM242 49H243V46H242ZM255 49H256V48H255ZM258 49H259V48H258ZM260 49H261V48H260ZM45 50H44V51H45ZM115 50H116V49H115ZM146 50H147V48H146ZM146 50H145V51H146ZM165 50H166V49H165ZM169 50H171L170 47H169ZM174 50H175V49H174ZM180 50H181V49H180ZM180 50H179V51H180ZM185 50H186V49H185ZM188 50H190V49H188ZM205 50H206V49H205ZM210 50H211V49H210ZM214 50H215V49H214ZM214 50H213V51H214ZM216 50H218V49H216ZM228 50H229V49H228ZM228 50H227V51H228ZM243 50H245V49H243ZM10 51H11L10 53H13L12 50H10ZM36 51H37V50H36ZM53 51H55V50H53ZM75 51H76V50H75ZM106 51H107V50H106ZM112 51H113V50H112ZM121 51H122V50H121ZM130 51H131V50H130ZM132 51H133V50H132ZM155 51H156V50H155ZM162 51H163V50H162ZM176 51H177V50H176ZM179 51H178V52H179ZM190 51H191V50H190ZM213 51H212V52H213ZM230 51H231V50H230ZM230 51H229V52H230ZM232 51H233V50H232ZM232 51H231V52H232ZM247 51H249V50H247ZM256 51H257V50H256ZM260 51H264V50L261 49V50H259L258 52L260 53ZM15 52H16V51H15ZM55 52H56V51H55ZM55 52H54V54H55ZM57 52H58V51H57ZM65 52H66V50H65ZM84 52H85V45H84V46H81V48L79 49V53L81 54L80 56H82ZM110 52H111V51H110ZM116 52H118V51H116ZM116 52H115V53H116ZM136 52H137V51H136ZM159 52H160V50H159ZM168 52H169V51H168ZM180 52H181V51H180ZM212 52H210V53H212ZM235 52H236V50H235ZM240 52H241V51H240ZM245 52H246V51H245ZM253 52H254V51H253ZM35 53H36V52H35ZM37 53H38V52H37ZM48 53H49V52H48ZM60 53H61V52H60ZM74 53H75V52H74ZM104 53H105V51H104ZM104 53H103V54H104ZM115 53H111V54H115ZM127 53H128V52H127ZM127 53H126V55L128 56ZM156 53H157V52H156ZM162 53H163V52H162ZM166 53H167V52H166ZM183 53H184V52H183ZM189 53H192V52H189ZM189 53H188V54H189ZM214 53H215V52H214ZM223 53H221V54H223ZM233 53H234V52H233ZM242 53H243V52H242ZM246 53H247V52H246ZM249 53H250V52H249ZM249 53H248V54H249ZM259 53H258V55H260ZM8 54H9V53H8ZM43 54H44V53H43ZM70 54H72V53H70ZM105 54H107V53H105ZM131 54H132V53H131ZM158 54H159V53H158ZM158 54H157V55H158ZM188 54H187V55H188ZM193 54H194V53H193ZM201 54H202V53H201ZM207 54H208V52H207ZM221 54H220V55H221ZM231 54H232V53H231ZM234 54H235V53H234ZM6 55H7V54H6ZM9 55H10V54H9ZM9 55H8V57L11 58V56H9ZM12 55H13V54H12ZM34 55H35V54H34ZM37 55H38V54H36V56H37ZM56 55H58V54H56ZM115 55H116V54H115ZM144 55L146 56L145 53H144ZM157 55H156V56H157ZM159 55H160V54H159ZM176 55H177V54H176ZM180 55H181V54H180ZM180 55H178V56H180ZM208 55H209V54H208ZM215 55H216V53H215ZM220 55H219V56H220ZM224 55H225V54H224ZM227 55H228V54H227ZM236 55H237V54H236ZM240 55H241V54H240ZM246 55H247V54H246ZM250 55H251V54H250ZM14 56H15V55H14ZM17 56H18V55H17ZM31 56H32V54H31ZM45 56H46V55H45ZM68 56H69V55H68ZM70 56H71V55H70ZM74 56H75V54H74ZM96 56H97V55H96ZM117 56H118V55H117ZM137 56H138V55H137ZM145 56H144V57H145ZM156 56H153V57L155 58ZM161 56H162V54L160 55V57H161ZM165 56H166V55H165ZM182 56H183V55H182ZM193 56H194V55H193ZM195 56H196V55H195ZM210 56H211V55H210ZM225 56H226V55H225ZM228 56H229V55H228ZM230 56H231V55H230ZM238 56H239V55H238ZM241 56H242V55H241ZM243 56H244V55H243ZM247 56H248V55H247ZM260 56H262V54H261ZM40 57L42 58V56H40ZM40 57H39V58H40ZM51 57H52V56H51ZM158 57H159V56H158ZM160 57H159V58H160ZM185 57H186V56H185ZM189 57H190V55H189ZM201 57H202V56H201ZM232 57H233V59L235 58L234 56H232ZM253 57H254V56H253ZM262 57H264V56H262ZM72 58H73V57H72ZM75 58H76V57H75ZM80 58H81V57H80ZM101 58H102V56H101ZM101 58H100V59H101ZM106 58H107V57H106ZM114 58H115V57H114ZM114 58H113V59H114ZM121 58H122V57H121ZM139 58H140V56L138 57V59H139ZM176 58H177V57H176ZM183 58H184V57H182V59H183ZM215 58H216V57H215ZM221 58H222V57H221ZM221 58H220V60H218V61H221ZM228 58H229V57H228ZM243 58H244V57H242V58H240V59H243ZM259 58H260V57L255 58V59L261 60V59H259ZM13 59H15V58H13ZM20 59H21V58H20ZM22 59H24V58H22ZM25 59H26V57H25ZM42 59H43V58H42ZM42 59H41V60H42ZM78 59H79V58H78ZM83 59H84V58H83ZM123 59H124V58H123ZM127 59H128V58H127ZM135 59H136V58H135ZM138 59H137V60H138ZM174 59H175V58H174ZM178 59H180V58H178ZM178 59H177V60H178ZM194 59H195V58H194ZM205 59H206V58H205ZM238 59H239V57H238ZM245 59H246V58H245ZM249 59H250V57H249ZM255 59H254V61H255ZM262 59H264V58H262ZM18 60H19V59H18ZM18 60H17V63L20 62V61H18ZM26 60H27V59H26ZM43 60H44V59H43ZM50 60H52V59H50ZM102 60H103V59H102ZM119 60H120V58H119ZM125 60H126V59H125ZM154 60H155V59H154ZM157 60H158V58H157ZM168 60H169V59H168ZM177 60H176V61H177ZM191 60H192V59H191ZM212 60H213V59H212ZM212 60H209L210 62H209V61H208V62L211 63V62H213ZM222 60H223V59H222ZM243 60H244V59H243ZM252 60H253V59H252ZM252 60H251V61H252ZM45 61H46V60H45ZM48 61H49V60H48ZM53 61H54V60H53ZM53 61H52V62H53ZM67 61H68V60H67ZM96 61H97V60H96ZM203 61H204V59H203ZM216 61H217V60H216ZM216 61H215V62H216ZM224 61H225V60H224ZM229 61H233V60L231 59V60H228V62H229ZM234 61H236V60L234 59ZM239 61H240V60H239ZM254 61H253V63L255 64ZM15 62H16V61H15ZM26 62H27V61H26ZM42 62H44V61H42ZM100 62H101V61H100ZM107 62H108V61H107ZM110 62L114 63L113 61H110ZM171 62H172V61H171ZM180 62H181V61H180ZM183 62H184V61H183ZM200 62H202V61H200ZM237 62H238V61H237ZM241 62H242V61H241ZM261 62H262V61H261ZM261 62H260V63H261ZM21 63H23V62H21ZM24 63H25V62H24ZM53 63H54V62H53ZM190 63H193V62L191 61ZM204 63H205V62H204ZM220 63H223V62H220ZM230 63H231V62H230ZM253 63H252V64H253ZM258 63H259V62H258ZM25 64H26V63H25ZM42 64H43V63H42ZM42 64H41V65H42ZM104 64H105V63H104ZM131 64H132V63H131ZM181 64H183V63L181 62ZM198 64H199V62H198ZM198 64H197V65H198ZM205 64H206V63H205ZM214 64L216 65L217 63H212V65H214ZM223 64H224V63H223ZM223 64H222V65H223ZM226 64H227V63H226ZM231 64H232V63H231ZM231 64H230V65H231ZM241 64H242V63H241ZM250 64H251V63H250ZM252 64H251V65H252ZM261 64H262V63H261ZM261 64H260V65H261ZM15 65H16V63H15ZM17 65H18V64H17ZM17 65H16V66H17ZM29 65H30V64H29ZM37 65L39 66V64H37ZM43 65H44V64H43ZM43 65H42V67H43ZM45 65H47V63H46ZM45 65H44V66H45ZM51 65H52V64H51ZM51 65H49L48 68H49ZM69 65H70V64H69ZM101 65H102V64H101ZM110 65H111V64H110ZM116 65H117V64H116ZM120 65H121V64H120ZM122 65H124V64H122ZM168 65H170V66L173 65V66H174L173 62H172V64H168ZM176 65H177V64H176ZM178 65H179V64H178ZM186 65H187V64H186ZM191 65H192V64H191ZM212 65H211V66H212ZM218 65L220 66L221 64L218 63ZM222 65H221V66H222ZM230 65H229V66H230ZM234 65H235V64H234ZM242 65H244V64H242ZM245 65H246V63H245ZM24 66H25V65H24ZM91 66H92V65H91ZM97 66H98V65H96V64L94 63V64H93V69H94V70H91V71H92V72L95 71V72L98 73V69H97V68H101L102 66H100V67H97ZM128 66H129V65H128ZM138 66H139V64H138ZM223 66H224V65H223ZM232 66H233V64H232ZM20 67H21V65H20ZM25 67H26V66H25ZM63 67H65V66H63ZM66 67H67V69H68L67 64H66ZM66 67H65V68H66ZM129 67H130V66H129ZM149 67H150V66H149ZM171 67H172V66H171ZM178 67H179V66H178ZM194 67H195V66H194ZM199 67H200V66H198L196 69L202 70V68L200 69ZM204 67H206V66H204ZM204 67H203V69H204ZM217 67H218V66H217ZM226 67H227V66H226ZM226 67H225V69H226ZM240 67H243V66H240ZM245 67H246V66H244V68H242V69H245V70H246L247 67H246V68H245ZM14 68H15V67H14ZM14 68H13L12 70H14ZM29 68H30V67H29ZM34 68H36V67H34ZM107 68H108V67H107ZM112 68H114V67L112 66ZM123 68H124V67H123ZM133 68H134V66H133ZM135 68H136V67H135ZM146 68H148V67H145V69H146ZM153 68H154V67H153ZM175 68H177V67H175ZM184 68H185V67H184ZM189 68H190V67H189ZM191 68H192V67H191ZM207 68L210 69L209 67H207ZM254 68H255V66H254ZM259 68H262V66H259ZM259 68H258V69H259ZM21 69H22V68H21ZM26 69H27V67H26ZM41 69H42V68H41ZM62 69H63V68H62ZM136 69H137V68H136ZM169 69H170V68H169ZM171 69H173V68H171ZM194 69H195V68H194ZM214 69H216V68H214ZM222 69H223V68H222ZM222 69H221V70H222ZM234 69H235V68H234ZM262 69H264V68H262ZM18 70H19V69H18ZM24 70H25V69H24ZM27 70H28V69H27ZM36 70H37V68H36ZM108 70H109V69H108ZM128 70H129V69H128ZM230 70H231V69H230ZM232 70H233V69H232ZM238 70H240V68H238ZM249 70H250V69H249ZM47 71H48V70H46V71L44 70V72H47ZM61 71H62V70H61ZM63 71H64V70H63ZM63 71H62V72H63ZM105 71H106V69H105ZM140 71H141V70H140ZM145 71H146V70H145ZM187 71H188V70H187ZM203 71H205V70H203ZM203 71H202V72H203ZM208 71H210V70H208ZM216 71H217V70H216ZM222 71H223V70H222ZM234 71H235V70H233V72H234ZM251 71H252V69H251ZM255 71H256V70H255ZM16 72H17V71H16ZM34 72H35V70H34ZM38 72H39V71H38ZM66 72H67V71H66ZM100 72H101V71H100ZM107 72H108V71H107ZM110 72H111V71H110ZM121 72H122V71H121ZM143 72H144V71H143ZM174 72H175V71H174ZM188 72H189V71H188ZM195 72H197V71H195ZM218 72H219V71H218ZM224 72H226V71L224 70ZM224 72H223V73H224ZM237 72H238V71H237ZM13 73H14V72H13ZM64 73H65V72H64ZM140 73H141V72H140ZM145 73H146V72H145ZM149 73H150V71H149ZM151 73H152V72H151ZM185 73H186V72H185ZM189 73H190V72H189ZM199 73H200V72H198V74H199ZM203 73H204V72H203ZM211 73H212V71H211ZM229 73H230V72H229ZM14 74H15V73H14ZM14 74H13V76H14ZM20 74H21V73H20ZM111 74H112V73H111ZM118 74H119V72H118ZM181 74H182V73H181ZM206 74H207V72H206ZM209 74H210V73H209ZM215 74H217V72H215ZM234 74H235V73H234ZM242 74H243V72H242ZM242 74H241V75H242ZM246 74H247V72H246ZM250 74H251V72H250ZM255 74H257V73H254V75H255ZM262 74H264V73H262ZM41 75L44 76V73H43V74L41 73ZM56 75H57V74H56ZM94 75H95V74H94ZM141 75H142V74H141ZM149 75H150V74H148V76H149ZM151 75H152V74H151ZM155 75H158V74H155ZM155 75H154V76H155ZM192 75H193V74H192ZM217 75L223 77L222 74H219V73H218ZM228 75H229V74H228ZM237 75H238V74H237ZM237 75H236V79H237ZM244 75H245V74H244ZM10 76H11V75H10ZM24 76H25V75H24ZM57 76H58V75H57ZM96 76H97V75H96ZM99 76H100V74H99ZM106 76H108V75L106 74ZM121 76H122V75H120V77H121ZM185 76H186V75H185ZM188 76H189V75H188ZM194 76H195V75H194ZM196 76L198 77V75H196ZM229 76H230V75H229ZM238 76H240V74H239ZM247 76L249 77V74H247ZM259 76H261V74H260ZM15 77H16V76H14L13 79L15 80L14 82L17 83L18 78H21V77H20V76H19V77H16V78H15ZM28 77L30 78V76H28ZM59 77H60V76H59ZM63 77H64V76H63ZM104 77H105V76H104ZM156 77H157V76H156ZM156 77H155V78H156ZM178 77H179V76H178ZM186 77H187V76H186ZM191 77H192V76H191ZM199 77H200V76H199ZM210 77H211V76H210ZM222 77H221V78H222ZM243 77H244V76H243ZM245 77H246V76H245ZM256 77H257V76H256ZM256 77H254V79H255ZM261 77H262V76H261ZM31 78H32V77H31ZM43 78H44V77H43ZM56 78H57V77H56ZM100 78H101V76H100ZM118 78H119V77H118ZM149 78H150V77H149ZM181 78H182V77H181ZM189 78H190V77H189ZM192 78H193V77H192ZM192 78H191V79H192ZM201 78L204 79V77H201ZM205 78H206V77H205ZM215 78H217V76H216ZM11 79H12V78H11ZM24 79H25V78H24ZM34 79H35V78H34ZM45 79H46V78H45ZM52 79H53V78H52ZM58 79H59V78H58ZM145 79H147V78H145ZM145 79H144V80H145ZM150 79H152V78H150ZM175 79H176V78H175ZM177 79H178V78H177ZM184 79H185V77H184ZM193 79H195V78H193ZM198 79H199V78H198ZM208 79H209V78H208ZM213 79H214V78H213ZM218 79H219V78H218ZM231 79H232V78H231ZM231 79H230V80H231ZM233 79H234V78H233ZM236 79L233 80V81H231V83L234 82V81L236 82ZM239 79H241V78H239ZM247 79H248V78L246 77V80H247ZM31 80H32V79H31ZM56 80H57V79H56ZM115 80H116V79H115ZM117 80H118V79H117ZM166 80H167V79H166ZM180 80H182V79H180ZM185 80H186V79H185ZM185 80H184V81H185ZM187 80L190 81V79H187ZM206 80H207V79H206ZM216 80H217V79H216ZM230 80H229V78H228V81H230ZM243 80H244V79H243ZM252 80H253V78H252ZM34 81H35V80H34ZM37 81H38V80H37ZM42 81H43V80H42ZM134 81H135V80H134ZM164 81H165V80H164ZM211 81H212V80H211ZM221 81H222V79H221ZM221 81H220V82H221ZM226 81H227V79H226ZM253 81H254V80H253ZM256 81H257V80H256ZM256 81H254V82L256 83ZM8 82H9V81H8ZM10 82H11V80H10ZM10 82H9V83H10ZM18 82H19V81H18ZM35 82H36V81H35ZM57 82H58V80H57ZM64 82H65V81H64ZM146 82H147V81H146ZM148 82H149V81H148ZM170 82H171V81H169L168 84H170ZM173 82H174V81H173ZM179 82H180V81H179ZM196 82H197V81H196ZM196 82H194V83H196ZM214 82H216V81H214ZM218 82H219V81H218ZM222 82H223V81H222ZM239 82H241V81H239ZM260 82H262V80H261ZM12 83H13V82H12ZM47 83H48V82H47ZM105 83H106V82H104V84H105ZM115 83H116V82H115ZM171 83H172V82H171ZM177 83H178V82H177ZM185 83H187V81H186ZM188 83H189V82H188ZM191 83H192V81H191ZM198 83H199V82H198ZM227 83H228V82H227ZM227 83H226V84H227ZM229 83H230V82H229ZM244 83H246V82H244ZM248 83H249V82H248ZM252 83H253V82H252ZM258 83H259V82H258ZM48 84H49V83H48ZM52 84H54V81L52 82ZM101 84H102V82H101ZM111 84H114V83L111 82ZM132 84H134V83H132ZM144 84H145V83H144ZM168 84H165V85L167 86ZM175 84H176V83H175ZM223 84H224V83H223ZM233 84H234V83H233ZM237 84H238V82H237ZM242 84H243V82H242ZM246 84H247V83H246ZM246 84H245V86L248 87ZM259 84H260V83H259ZM259 84H257V85H259ZM12 85H13V84H12ZM14 85H15V84H14ZM34 85H35V84H34ZM39 85H40V84H39ZM106 85H108V83H107ZM114 85H115V84H114ZM119 85H120V84H119ZM188 85H189V84H188ZM224 85H225V84H224ZM235 85H236V83H235ZM249 85H250V84H249ZM262 85H264V84H262ZM15 86H16V85H15ZM17 86L19 87V85H17ZM50 86H51V84H50ZM104 86H105V85H104ZM111 86H113V85H111ZM134 86H139V85H134ZM148 86H150V85L148 84ZM163 86H164V85H163ZM189 86H190V85H189ZM198 86H199V85H198ZM201 86H202V85H201ZM204 86H205V85H204ZM211 86H212V85H211ZM231 86H232V85H231ZM255 86H256V85H255ZM260 86H261V85H260ZM8 87H9V86H8ZM8 87H7V88H8ZM18 87H17V88H18ZM22 87H24V86H22ZM36 87H37V86H36ZM36 87H35V88H36ZM115 87H116V86H115ZM164 87H165V86H164ZM183 87H184V86H183ZM183 87H182V88H183ZM186 87H187V86H186ZM202 87H203V86H202ZM213 87H214V86H213ZM229 87H230V86H229ZM232 87H233V86H232ZM237 87H238V86H237ZM237 87H236V89H237ZM246 87H245V88H246ZM252 87H253V86H252ZM256 87H257V86H256ZM11 88H13V87H11ZM51 88H52V87H51ZM108 88H109V86H108ZM120 88H121V86H120ZM135 88H136V87H135ZM138 88H139V87H138ZM199 88L202 89L201 87H199ZM214 88H215V87H214ZM218 88H220V87H218ZM234 88H235V87H234ZM257 88H258V87H257ZM257 88H256V89H257ZM9 89H10V88H9ZM39 89H40V88H39ZM39 89L37 88V90H39ZM48 89H49V88H48ZM109 89H110V88H109ZM109 89H108V90H109ZM118 89H119V88H118ZM183 89H184V88H183ZM197 89H198V88H197ZM204 89H205V88H204ZM204 89H203V90H204ZM206 89H207V88H206ZM206 89H205V90H206ZM212 89H213V88H212ZM222 89H223V88H222ZM224 89H225V88H224ZM228 89H229V88H228ZM240 89H241V88H240ZM253 89H254V88H253ZM253 89H252L251 91H254ZM11 90H12V89H11ZM27 90H28V86H26V87H24V88L18 90L16 93L13 91L14 93H11V96H10V97L8 96L6 99H4L3 97H0V108H1V107H6L7 105L11 104V103L14 102V101H20L19 103H21L22 101L25 102L26 99L30 96V95L28 94L29 91L27 92ZM108 90H107V91H108ZM112 90H115V89H114V86H113ZM156 90H157V89H156ZM166 90H167V88H166ZM181 90H182V89H180V90H178V91H181ZM186 90L188 91V89H186ZM186 90H183V91H186ZM189 90H190V89H189ZM194 90H195V89H194ZM203 90H202V91H203ZM210 90H211V89H210ZM216 90H217V89H216ZM216 90H215V91H216ZM257 90H258V89H257ZM6 91H7V90H6ZM43 91H44V90H43ZM119 91H120V89H119ZM139 91H140V90H139ZM139 91H137V92H139ZM159 91L161 92V90H159ZM163 91H165V90H163V88H162V92H163ZM178 91H177V92H178ZM191 91H192V89H191ZM198 91H199V90H198ZM202 91H201V92H202ZM226 91H228V90H226ZM234 91H235V90H234ZM234 91H233V92H234ZM239 91H240V90H239ZM244 91H245V89H244ZM244 91H243V92H244ZM246 91H247V90H246ZM248 91H250V90L248 89ZM251 91H250V92H251ZM261 91H262V90H261ZM9 92H10V91H9ZM11 92H12V91H11ZM32 92H33V90H32ZM32 92H30V93H32ZM34 92H35V91H34ZM47 92H48V91H47ZM47 92H46V93H47ZM149 92H150V91H149ZM160 92H159V93H160ZM219 92H221V90H220ZM231 92H232V91H231ZM233 92H232V94H233ZM240 92H241V91H240ZM240 92H238V90H237L236 93H234V94H238V93H240ZM116 93H118L117 90H116L115 94H116ZM150 93H152V92H150ZM155 93H156V92H155ZM175 93H176V92H175ZM179 93H180V92H179ZM188 93H189V92H188ZM192 93L194 94L195 91L192 92ZM206 93H207V92H206ZM208 93H212V92H209V91H208ZM214 93L217 94L218 91H217V92H214ZM247 93H249V92H247ZM247 93H245V94H247ZM252 93H253V92H252ZM259 93H262V92H259ZM35 94H37V92H35ZM44 94H45V93H44ZM110 94H112V92H111ZM160 94H161V93H160ZM181 94H183V93L181 92ZM185 94H187V93L184 92V95H185ZM198 94H199V93H198ZM201 94H202V93H201ZM241 94L243 95L242 92H241ZM33 95H34V94H33ZM112 95H113V94H112ZM121 95H122V94H121ZM156 95H157V94H156ZM163 95H164V93H163ZM179 95H180V94H179ZM196 95H197V94H196ZM196 95H194V96H196ZM206 95H207V94H206ZM221 95H222V94H220V96H221ZM227 95H228V93H227ZM229 95H230V94H229ZM255 95H256V94H255ZM52 96H53V95H52ZM124 96H126V95H124ZM124 96H123V97H124ZM148 96H149V95H148ZM153 96H154V95H152V97H153ZM174 96H175V95H174ZM177 96H178V95H177ZM189 96H190V95H189ZM204 96H205V95H204ZM204 96H203V97H204ZM210 96H211V95H210ZM216 96H218V95H216ZM224 96H225V94H224ZM232 96H233V95H232ZM232 96H231V97H232ZM246 96H247V95H246ZM246 96H245V98H246ZM253 96H254V94H253ZM259 96L261 97V95H259ZM48 97H49V99H50L49 94H48ZM48 97H47V98H48ZM101 97H102V96H101ZM158 97H159V96H158ZM172 97H173V95H172ZM175 97H176V96H175ZM184 97H185V96H184ZM184 97H183V98H184ZM190 97H191V96H190ZM192 97H193V96H192ZM192 97H191V98H192ZM199 97H201L200 94H199ZM212 97L214 98L215 96H213V94H212ZM221 97H222V96H221ZM231 97H230V98H231ZM234 97H235V96H233V98H234ZM237 97H238V96L236 95V99L238 100L239 97H238V98H237ZM250 97H252V95L249 96V98H250ZM256 97H257V96H256ZM262 97H264V96H262ZM30 98H31V97H30ZM30 98H29V100H30ZM104 98L107 99L106 96H104ZM108 98H109V96H108ZM110 98H111V97H110ZM112 98H113V96H112ZM119 98H120V97H119ZM119 98H118V99H119ZM124 98H125V97H124ZM176 98L178 99L179 96L176 97ZM176 98H175V99H176ZM180 98H181V96H180ZM183 98H182V99H183ZM194 98H195V97H194ZM196 98H197V97H196ZM245 98L243 97L242 99L245 100ZM249 98H246V99H249ZM257 98H258V97H257ZM257 98H255V99H257ZM51 99H52V98H51ZM144 99H145V98H144ZM170 99H171V97H170ZM185 99H187V98H185ZM197 99H198V98H197ZM214 99H217V98H214ZM214 99H213V100H214ZM242 99H240V100L242 101ZM258 99H259V98H258ZM94 100H96V99H94ZM94 100H93V101H94ZM125 100H126V99H125ZM131 100L133 101V99H131ZM131 100H130V101H131ZM142 100H143V99H142ZM152 100H153V99H152ZM155 100H157V98H154V101H155ZM183 100H184V99H183ZM194 100H196V99H194ZM209 100L211 101L210 97H209L208 101H209ZM213 100H212V101H213ZM218 100H219V99H218ZM224 100L226 101V98H225ZM229 100H230V99H229ZM233 100H234V99H233ZM250 100H251V99H250ZM53 101H54V100H53ZM93 101H92V102H93ZM120 101H121V100H120ZM130 101L128 100V102H130ZM166 101H168V99H167ZM172 101H174V100H172ZM178 101H179V99H178ZM185 101H187V100H185ZM185 101H184V102H185ZM196 101H197V100H196ZM196 101H195V102H196ZM205 101H206V100H205ZM219 101H220V100H219ZM241 101H240V102H241ZM247 101H248V100H247ZM50 102H51V101H50ZM83 102H85V101H83ZM86 102H87V101H86ZM96 102H97V101H96ZM118 102H119V101H118ZM122 102H123V101H122ZM169 102H170V100H169ZM189 102H190V101H189ZM189 102H188V103H189ZM220 102L222 103L223 100H221ZM226 102H227V101H226ZM252 102H254V101H252ZM257 102L259 103V101H257ZM262 102H264V101H262V99H261V104H262ZM14 103H15V102H14ZM81 103H82V102H81ZM98 103H100V102H98ZM120 103H121V102H120ZM126 103H127V102H126ZM148 103H149V102H148ZM174 103H175V101H174ZM178 103H179V102H178ZM188 103H187V104H188ZM224 103H225V102H224ZM227 103H229V105H230V102H227ZM227 103H226V104H227ZM241 103H242V102H241ZM246 103H247V102H245V104H246ZM255 103H256V102H255ZM47 104H48V100H46V99L41 100V99H40L38 103H36V104H32V106H29V107L27 108V110H28L29 113L27 112V110H26V112H27L28 114H30V112H37V113H41V114H43V111L46 109ZM66 104H68V103H66ZM94 104H95V103H94ZM105 104H106V103H105ZM140 104H141V103H140ZM145 104H146V103H145ZM175 104H177V103H175ZM211 104H214V103H211ZM211 104H210V105H211ZM226 104H225V105H226ZM235 104H238V103L235 102ZM248 104H249V102H248ZM250 104H251V103H250ZM250 104H249V105H250ZM84 105H86V104H84ZM84 105H83V106H84ZM115 105L117 106V104H115ZM115 105H114V106H115ZM118 105L122 107V105H120V104H118ZM154 105H155V104H153L152 106L154 107ZM178 105H179V104H178ZM178 105H177V106H178ZM188 105H189V104H188ZM193 105L195 106V104H193ZM197 105H198V107H199V104H197ZM197 105H196V106H197ZM214 105H215V104H214ZM218 105H221V104H218ZM222 105H223V104H222ZM222 105H221V106H222ZM227 105H228V104H227ZM242 105H243V104H242ZM256 105H257V103L255 104V108H256ZM64 106H65V105H64ZM83 106H82V108H83ZM114 106H113V107H114ZM116 106H115V107H116ZM127 106H128V105H127ZM127 106H126V107H127ZM150 106H151V105H150ZM173 106H174V105H173ZM173 106H172V108H173ZM175 106H176V105H175ZM181 106H182V105H181ZM181 106H180V108H181ZM194 106H193V107H194ZM208 106H209V105H208ZM211 106H212V105H211ZM211 106H210V109L212 108ZM234 106L236 107V105H234ZM251 106H252V105H251ZM117 107H118V106H117ZM121 107H120V108H121ZM126 107H125V104H124V108H126ZM147 107H149V106L147 105L146 108H147ZM153 107H152V108H153ZM167 107H168V106H167ZM188 107H190V106H188ZM198 107H197V108H198ZM222 107H223V106H222ZM222 107H221V108H222ZM231 107H232V106H231ZM239 107H240V106H239ZM252 107H253V106H252ZM259 107H260V106H259ZM259 107H258V108H259ZM261 107H262L261 110L264 109V106H261ZM29 108H30V109H29ZM34 108H35V109H34ZM49 108H50V107H49ZM139 108H140V107H139ZM144 108H145V107H144ZM168 108H169V107H168ZM174 108L178 109L177 107H174ZM182 108H184V104H183ZM185 108H186V107H185ZM191 108H192V107H190V109H188V110L191 111ZM195 108H196V107H195ZM208 108H209V107H208ZM215 108H218V107H215ZM215 108H214V109H215ZM221 108H220V109H221ZM226 108H227V107H226ZM241 108H243V106H242ZM241 108H240V109H241ZM244 108H245V106H244ZM244 108H243V110H245ZM250 108H251V107H250ZM1 109H2V108H1ZM74 109H76V108H74ZM78 109H80V107H79ZM78 109H77V110H78ZM112 109H113V108H112ZM118 109H119V108H118ZM126 109H129V108H126ZM153 109H154V108H153ZM192 109H193V108H192ZM198 109H200V108H198ZM212 109H213V108H212ZM227 109H228V108H227ZM246 109H247V108H246ZM253 109H254V107H253ZM259 109H260V108H259ZM46 110H47V109H46ZM116 110H117V108H116ZM133 110H134V109H133ZM136 110H137V109H136ZM136 110H135V111H136ZM146 110H147V109H146ZM146 110H145V113H146ZM148 110H149V109H148ZM148 110H147V111H148ZM150 110H152V109H150ZM161 110H163V109L161 108ZM167 110L169 111V109H166V111H167ZM170 110H171V109H170ZM186 110H187V109H186ZM218 110H219V109H218ZM222 110H223V109H222ZM229 110H230V108H229ZM231 110H233V109H231ZM237 110H238V108H237ZM248 110H249V109H248ZM251 110H252V109H251ZM254 110H256V109H254ZM113 111H114V110H113ZM122 111L124 112L123 108H122ZM122 111H120V112H122ZM128 111H129V110H128ZM135 111H134V113H135ZM157 111H158V110H157ZM174 111H175V110H174ZM184 111H185V109H184ZM184 111H183V110H179V113H178L177 115H178V116L181 115V114H182L181 112H184ZM195 111H197V110H195ZM195 111H193V112H195ZM200 111H202V110H200ZM203 111H204V109H203ZM220 111H221V110H220ZM227 111H228V110H227ZM234 111L236 112V110H234ZM245 111H247V110H245ZM245 111H244V112H245ZM26 112H25V113H26ZM44 112H45V111H44ZM105 112H106V111H105ZM117 112H119V111H117ZM117 112H116V113H117ZM140 112H141V111H140ZM140 112H139V114H140ZM154 112H155V113H158V112H156L155 110H154ZM161 112H162V111H161ZM175 112H177V111H175ZM187 112H188V111H187ZM187 112L185 111V113H187ZM191 112H192V111H191ZM193 112H192V113H193ZM204 112H205V111H204ZM213 112H214V111H213ZM215 112H216V111H215ZM248 112H250V111H247V113H248ZM257 112H258V109H257L256 113H257ZM262 112H264V110H262ZM27 113H26V114H27ZM103 113H104V112H103ZM107 113H109V112H107ZM116 113H115V114L112 113V114L116 115ZM137 113H138V112H137ZM150 113H151V111H150ZM150 113H149V115H150ZM163 113H164V112H163ZM165 113H167V112H165ZM170 113H172V112H170ZM180 113H181V114H180ZM189 113H190V112H188L187 117H188ZM198 113H199V110H198ZM198 113H197V114H198ZM207 113H208V112H207ZM210 113H211V112H210ZM228 113L231 114L232 112H227L226 114H228ZM239 113H240V112H238V115H237V112H236L237 117L239 116ZM241 113H242V111H241ZM259 113H260L261 115H264V113H261L260 111H259ZM26 114H25V115H26ZM31 114H32V113H31ZM160 114H162V113H160ZM160 114H159V116H160ZM195 114H196V112H195ZM195 114H194V115H195ZM199 114H200V113H199ZM224 114H225V113H224ZM230 114H229V116H230ZM249 114H250V113H249ZM253 114L255 115V113H253ZM253 114H251V115H253ZM260 114H259V115H260ZM32 115H33V114H32ZM117 115H119V113H118ZM121 115H122V114H121ZM125 115H126V117H127L128 114H124L122 117H124ZM129 115H131V114H129ZM129 115H128V116H129ZM155 115H156V114H155ZM155 115H154V116H155ZM184 115H185V114H184ZM184 115H182V116H184ZM214 115H215V114H214ZM220 115H222V113H220ZM234 115H235V113H234ZM236 115H235V116H236ZM245 115H248V114H246V112H245ZM245 115H244V114H243V116L241 115V118L244 117ZM33 116H34V115H33ZM102 116H103V115H102ZM107 116H109V115H107ZM133 116H134V114L132 115V118H133ZM143 116H144V114H143ZM143 116H141V121H142L143 118H144ZM146 116H147V115H146ZM151 116H152V114H151ZM151 116H150V117H151ZM159 116H158V117H159ZM162 116H164V114H163ZM167 116H169V115H167ZM199 116L201 117V115H199ZM203 116H204V115H203ZM224 116H225V115H224ZM229 116H228V118H229ZM235 116H233V117H235ZM257 116H258V114H257ZM17 117H18V116H17ZM26 117H27V115H26ZM41 117H43V116L41 115ZM95 117H96V116H95ZM109 117H110V116H109ZM114 117H115V116H114ZM122 117H119V118H122ZM130 117H131V116H130ZM134 117L136 118V116H134ZM142 117H143V118H142ZM156 117H157V116H156ZM180 117H181V116H180ZM187 117H186V118H187ZM193 117H194V116H192V118H193ZM195 117H196V116H195ZM212 117H214V116H212ZM231 117H232V116H231ZM237 117H236V118H237ZM247 117H248V116H246L244 119H247V120H248ZM249 117H250V116H249ZM255 117H256V116H255ZM259 117H260V116H259ZM261 117H262V118H261ZM261 117H260L261 121L259 120L258 117H257V118H258L257 120H259L260 123L262 122V124H264V121H262V119H264V116H261ZM6 118H8V117H6ZM6 118H5V120H6ZM27 118H28V117H27ZM30 118H32V117L30 116ZM34 118H35V116H34ZM36 118H37V116H36ZM39 118H40V117H39ZM39 118H38V119H39ZM83 118H84V117H83ZM83 118H82V119H83ZM102 118H103V117H102ZM102 118H100V119L102 120ZM106 118H107V117L105 116V117H104V120H105ZM110 118H111V117H110ZM116 118H117V117H116ZM135 118H134V119H135ZM139 118H140V117H139ZM154 118H155V117H154ZM154 118H152V121H153ZM160 118H161V117H160ZM160 118H159V119H160ZM168 118H169V117H168ZM178 118H179V117H178ZM181 118H184V117H181ZM197 118H198V117H197ZM206 118H208V116H207ZM209 118H211V117H209ZM220 118H224V117H223V116H222V117L220 116ZM241 118H240V119H241ZM10 119H11V118H10ZM10 119H7V120H10ZM13 119H14V118H13ZM13 119H12V120H13ZM28 119H29V118H28ZM28 119H27V121H28ZM32 119H33V118H32ZM108 119H109V118H108ZM108 119H106V120H108ZM129 119H130V118H129ZM145 119H146V118H145ZM149 119H150V118H148V120H149ZM163 119L166 121V118H165V117H163L162 120H163ZM175 119H177V118L175 117ZM187 119H188V118H187ZM190 119H191V118H190ZM193 119H194V118H193ZM229 119H230V118H229ZM229 119H227V120H229ZM231 119H232V118H231ZM231 119H230V120H231ZM240 119H235L236 123H239V122H237V121L240 120ZM242 119H243V118H242ZM250 119L253 120V117L250 118ZM250 119H249V120H250ZM1 120H2V119H1ZM5 120H4V121H5ZM35 120H36V119H35ZM39 120H40V119H39ZM39 120H38V121H39ZM53 120H55V119H53ZM83 120H84V119H83ZM109 120H110V119H109ZM109 120L106 121V122L108 123ZM111 120H112V119H111ZM135 120H136V122H137V121H138V117H137ZM150 120H151V119H150ZM196 120H197V119H196ZM198 120H201V118H199ZM206 120H207V119H205V122H206ZM209 120H210V119H209ZM221 120H222V119H221ZM224 120H226V119H224ZM230 120H229V121H230ZM232 120H233V122H234V119H232ZM254 120H255V119H254ZM36 121H37V120H36ZM46 121H47V120H46ZM48 121H49V120H48ZM48 121H47V122H48ZM79 121H80V120H79ZM99 121H100V120H99ZM120 121H121V120H120ZM120 121H119V122H120ZM139 121H140V120H139ZM160 121H161V119H160ZM174 121H178V120H173V124H174ZM179 121H180V118H179ZM190 121H191V120H190ZM203 121H204V119H203ZM203 121L201 120V122H203ZM244 121L246 122V120H244ZM244 121H242V122L244 123ZM0 122H1V121H0ZM8 122H10V121H8ZM8 122H7V124H8ZM11 122H12V121H11ZM23 122H25V121H23ZM29 122H30V120H29ZM51 122H52V121H51ZM56 122H57V121H56ZM84 122H85V121H84ZM106 122H105V123H106ZM114 122H115V121H114ZM119 122L117 121L118 124H119ZM122 122H123V121H122ZM156 122H157V120H156ZM162 122H163V121H162ZM162 122H161V123H162ZM180 122H181V125L178 124V125H180V126H177L178 128H177L176 126L173 125L175 128H177V129H174V130H175V134H176V136L173 137V140H171V138H168V140H167V142H166L167 144L170 145V148H173L172 150H169L168 148H167V149H168L170 152L172 151L171 154H173V155H170V157L172 156V157L174 158V160H175V157H174V156L179 155V153H180V151H181V145H185V144H182L180 141H182L181 137H182L183 135H184V137H185V133L187 132V128H186V125H187V124L185 123V122H186L185 119H181ZM205 122H203L204 126H205ZM207 122H208V121H207ZM207 122H206V123H207ZM224 122H225V121H224ZM231 122H232V121H230V124H231ZM233 122H232V124H233ZM242 122H241V123H242ZM249 122H252V121L250 120V121H248V123H249ZM259 122L257 121V124H258ZM4 123H5V122H4ZM12 123H15V122H12ZM21 123H22V122H21ZM26 123H27V122H26ZM44 123H45V122H44ZM80 123H81V122H80ZM99 123H100V122H99ZM102 123H104L103 120H102ZM105 123H104V124H105ZM137 123H139V122H137ZM140 123H142V122H140ZM145 123H146V122H145ZM148 123L150 124V122H148ZM163 123H164V122H163ZM167 123H168V125L170 124L169 122H167ZM177 123H179V122H177ZM199 123H200V121H199ZM215 123H217V122H215ZM253 123H254V122H253ZM253 123H252V124H253ZM260 123H259V124H260ZM5 124H6V123H5ZM15 124H16V123H15ZM28 124H29V123H28ZM30 124H31V123H30ZM30 124H29V125H30ZM49 124H50V122H49ZM52 124H53V123H52ZM56 124H57V123H56ZM56 124H54V125L56 126ZM58 124H59V123H58ZM58 124H57V125H58ZM82 124H83V122H82ZM82 124H81V125H82ZM121 124H122V123H121ZM121 124H120V126H122ZM146 124H147V123H146ZM156 124L158 125V123H156ZM159 124H160V123H159ZM184 124H185V126H183ZM201 124H202V123H201ZM201 124H200V125H201ZM203 124H202V126H203ZM208 124H209V123H208ZM208 124H206V125H207V126H205L206 128L208 127ZM211 124H213V123L210 121V126H209L208 128H213V127L211 126ZM221 124H222V123H220V124L217 123V124H214V125H218V126H219V125H221ZM228 124H229V123H227L226 125H228ZM230 124L228 125V126L230 127L229 129H231ZM234 124H235V122H234ZM259 124H258V125H259ZM1 125H3V124L1 123ZM13 125H14V124H13ZM20 125H22V124H20ZM29 125H28V126H29ZM54 125H53V126H54ZM81 125H80V126H81ZM105 125H106V124H105ZM116 125H117V124H115V126H116ZM133 125H134V124H133ZM154 125H155V123H154ZM166 125H167V124H166ZM170 125H171V124H170ZM190 125H192V124H190ZM190 125H189V126H190ZM253 125H254V127H255V124H253ZM9 126H10V125H9ZM16 126H17V128H20V126L18 125V123H17ZM18 126H19V127H18ZM22 126H24V125H22ZM25 126H26V125H25ZM32 126H33V125L31 124V128H32ZM35 126H36V124H35ZM55 126H54V127H55ZM80 126H79V127H80ZM101 126H102V125H101ZM103 126H104V125H103ZM117 126H118V125H117ZM136 126H137V125H136ZM136 126H134V127L136 128ZM143 126H144V125H143ZM173 126H172V128H173ZM187 126H188V125H187ZM194 126H196V125H194ZM218 126H217V128L222 127V126H219V127H218ZM223 126H224V125H223ZM237 126H238V125H237ZM242 126H243V125H242ZM256 126H257V125H256ZM261 126H262V125H261ZM37 127H38V126H37ZM56 127H58V126H56ZM56 127H55V128H56ZM62 127H63V125H62ZM71 127H74V126H71ZM71 127H70V128H71ZM75 127H77V126H75ZM75 127H74V128H75ZM132 127H133V126H132ZM134 127H133V128H134ZM151 127H152V124H151ZM151 127H150V129H148V130H151V129H152ZM153 127H154V126H153ZM158 127H160V128L162 129L161 126L158 125L157 128H158ZM163 127L165 128L166 126H163ZM167 127H168V126H167ZM184 127L186 128V130L184 129ZM191 127H192V126H191ZM191 127H190V128H191ZM197 127H198V126H196V128H194V130L196 129V130H195V134H196L197 131H198V130H197V129H198ZM205 127H204V129H205ZM224 127H225V126H224ZM224 127H222V128H224ZM254 127H253V128H254ZM257 127H258V126H257ZM14 128H15V127H14ZM21 128H22V127H21ZM31 128H30V129H31ZM44 128H45V127H44ZM70 128H69L68 130H70ZM80 128H82V127H80ZM80 128H77V129H80ZM83 128H84V127H83ZM119 128H120V127H119ZM121 128H122V127H121ZM141 128H142V127H141ZM141 128H140V131L142 130ZM164 128H163V129H164ZM170 128H171V127H170ZM233 128H234V127H233ZM238 128H239V126H238ZM240 128H241V127H240ZM245 128H246V127H245ZM250 128H251V127H250ZM259 128H260V126H259ZM262 128H264V127H261V129H262ZM11 129H12V128H11ZM24 129H25V127H24ZM26 129H27V128H26ZM26 129H25L24 132H26V131H30V129H29V130H26ZM56 129H57V128H56ZM59 129H60V128H59ZM64 129L66 130V128H64ZM96 129H97V128H96ZM98 129L100 130V128H98ZM101 129H102V127H101ZM123 129H124V127H123ZM136 129H137V128H136ZM138 129H139V128H138ZM143 129H144V128H143ZM155 129H156V128H154V132L156 133V131H158V130H155ZM168 129H169V128H168ZM199 129H200V128H199ZM204 129H203V130H204ZM224 129H225V128H224ZM242 129H243V127H242ZM242 129H241V130H242ZM246 129H248V128H246ZM12 130H14V129H12ZM20 130H22V129H20ZM31 130H32V129H31ZM36 130H37V129H36V127H35L34 130L31 131V132H34V133H35ZM44 130H46V128H45ZM118 130H121V129H118ZM144 130H145V129H144ZM170 130H171V129H170ZM194 130H193V131H194ZM200 130H201V129H200ZM200 130H199V131H200ZM206 130H207V129H206ZM213 130H218V129H215V128H214ZM213 130H210V131H213ZM220 130H221V129H220ZM225 130L227 131V130H228V127H227V129H225ZM235 130L237 131V129H235ZM241 130L239 129L240 132H241ZM251 130H252V129H251ZM258 130H259V129H258ZM258 130H256V131H258ZM14 131H15V130H14ZM16 131H17V130H16ZM38 131H39V130H38ZM38 131H37V133H38ZM41 131H42V130H40L39 132H41ZM63 131H64V130H63ZM74 131H75V130H74ZM85 131L87 132V130H85ZM95 131H96V130H95ZM112 131H113V129L110 130V133H111V134H112L113 132H116L117 130H116V131H113V132H112ZM123 131H124V130H123ZM165 131H166V129H165ZM167 131H168V130H167ZM190 131H191V129H190ZM193 131H192V133H193ZM226 131H225V132H226ZM244 131L246 132V130H244ZM254 131H255V129H254ZM259 131H260V130H259ZM259 131H258V132H259ZM66 132H67V130H66ZM71 132H72V131H71ZM75 132H76V131H75ZM83 132H84V131H83ZM83 132H81V133L78 132V133H80L81 135H82V134L87 135L86 132H85V133H83ZM89 132H90V131H89ZM89 132H88V135L93 134L92 132H90V133H89ZM119 132H120V131H119ZM125 132H126V131H125ZM135 132H136V130H135ZM135 132H134V133H135ZM137 132H138V131H137ZM152 132H153V131H152ZM154 132H153V133H154ZM160 132H161V130L159 131V133H160ZM169 132H171V131H169ZM173 132H174V131H172V135H174ZM202 132H204V134H205V131H202ZM202 132H201V133H202ZM220 132H221V131H220ZM220 132H217V133L220 134ZM233 132L236 134L235 131H233ZM233 132H232V134H233ZM261 132H264V131H261ZM21 133H22V131H21ZM110 133H109V134H110ZM116 133H117V132H116ZM120 133H121V132H120ZM167 133H168V132H167ZM198 133H199V132H198ZM201 133H200V134H201ZM207 133H208V131H207ZM214 133H216V132H214ZM217 133H216V134H217ZM227 133H228V131H227ZM227 133H225V134H226L225 136L228 135ZM229 133H231V132H229ZM242 133H243V132H242ZM249 133H250V132H249ZM259 133H260V132H259ZM74 134H75V133H74ZM76 134H77V133H76ZM109 134H108V136H109ZM111 134H110L111 137H109L110 139L113 138V136L116 137L115 135L112 136ZM113 134H114V133H113ZM121 134H122V133H121ZM151 134H152V133H151ZM160 134H161V133H160ZM187 134H188V132H187ZM204 134L202 133L201 135L203 136ZM219 134H217L216 136H218ZM232 134H230V135H232ZM237 134H238V132H237ZM240 134H241V133H239V135H238L239 137H238V138H240ZM250 134H251V133H250ZM250 134H249V135H250ZM255 134H256V133H255ZM262 134H264V133H262ZM33 135H34V134H33ZM78 135H79V134H78ZM81 135H80V136H81ZM119 135H120V134H118V137H120ZM123 135H124V134H123ZM123 135H122V136H123ZM134 135H135V134H134ZM138 135H139V133H138ZM140 135H141V133H140ZM152 135H153V134H152ZM152 135H150V137H151ZM156 135H159V134H156ZM164 135H166V134H164ZM170 135H171V134H170ZM172 135H171V136H172ZM198 135H199V134H198ZM230 135H229V136H230ZM241 135H242V134H241ZM245 135H248V134H245ZM257 135H258V133L256 134V136H257ZM31 136H32V135H31ZM34 136H36V134H35ZM76 136H77V135H76ZM91 136H92V135H91ZM132 136H133V135H132ZM141 136H142V135H141ZM161 136H163V135L161 134ZM186 136H187V135H186ZM192 136H193V135H191L190 137H192ZM195 136H196V135H195ZM195 136H193V138H194ZM208 136H209V135H208ZM208 136L206 135V136H203V137H205V138H206L205 140H207V139H208ZM222 136H223V132H222ZM222 136H221V137H222ZM250 136H251V135H250ZM85 137H86V136H85ZM85 137H84V138H85ZM135 137H136V138H135ZM135 137H134L133 139H137L138 136L135 135ZM157 137H158V136H157ZM159 137H160V135H159ZM163 137L165 138V136H163ZM167 137H168V135H167ZM167 137H166V138H167ZM190 137H188V138L185 137V138H183V140H184V139H189ZM196 137H197V136H196ZM198 137H199V136H198ZM200 137H201V136H200ZM209 137H210V136H209ZM213 137H214V136H213ZM243 137H244V136H243ZM245 137H246V136H245ZM245 137H244L243 139H245ZM247 137H248V136H247ZM29 138L31 139V137H29ZM77 138H78V136H77ZM140 138H142V137H140ZM140 138H139V139H140ZM155 138H156V136H155ZM160 138H161V137H160ZM201 138H202V137H201ZM210 138H211V137H210ZM216 138H217V137H216ZM223 138H224V136H223ZM232 138H233V137H232ZM234 138H237V136L234 137ZM234 138H233V139H234ZM252 138H253V137H252ZM257 138H258V137H257ZM34 139H35V138H34ZM110 139H109V141H110ZM131 139H132V137H131ZM139 139H137V140H139ZM153 139H154V136H153ZM153 139H152V140H153ZM162 139H163V138H162ZM169 139H170L171 141H169ZM203 139H204V138H203ZM203 139H202V140H203ZM212 139H213V138H211V141H212ZM229 139H230V138H229ZM229 139H228V140H229ZM260 139H261V141H260L261 143L264 142V141H262V138H261V137H260ZM260 139H259V140H260ZM32 140H33V137H32ZM78 140H79V139H78ZM81 140H82V139H81ZM83 140H84V139H83ZM146 140H147V139H146ZM158 140H159V139H158ZM158 140H157V141H158ZM196 140L198 141L197 138H196ZM200 140H201V139H200ZM202 140H201V142H203ZM247 140H248V139H247ZM250 140H251V139H250ZM250 140H249V141H250ZM23 141H24V140H23ZM27 141H28V140H27ZM27 141H26V142H27ZM30 141H31V140H30ZM76 141H77V140H76ZM105 141H106V140H105ZM132 141H134V140H131V143H132ZM141 141H142V140H141ZM148 141H149V139H148ZM154 141H155V140H153V142H154ZM165 141H166V140H165ZM165 141H163V142H165ZM211 141H210V142H211ZM213 141H215V142L212 144V146H213V147H217V150H216L215 148H213L212 150L214 151V149H215L216 152L218 151V148H219V149H220V148L222 149L223 146H227V145H229V144H228V141H227L226 139H220V138H219L217 141H216V140H213ZM213 141H212V142H213ZM237 141H238V142H239V141L241 142L240 139H239V140L237 139L236 141L233 140V141H232V144H234V143L237 142ZM256 141H257V140H256ZM28 142H29V141H28ZM31 142H32V141H31ZM84 142H86V140H85ZM84 142H83V141H77V142H75V146H76V148H77L78 146H80L81 144H83ZM135 142H137V141H135ZM139 142H140V140L138 141V143H139ZM163 142H162V143H163ZM182 142H183V141H182ZM184 142H186V141H184ZM187 142H189V141L187 140ZM191 142H192V141H191ZM191 142H190V145L192 144ZM193 142H195V141H193ZM206 142H209V141H206ZM206 142H205V143H206ZM210 142L208 143V145H210ZM245 142H246V141H245ZM251 142H253V141L251 140ZM257 142H259V141H257ZM29 143H30V142H29ZM36 143H37V142H36ZM104 143H105V142H104ZM146 143H147V142H146ZM151 143H152V142H151ZM151 143H150V144H151ZM166 143H164L163 146L166 145ZM180 143H181V144H180ZM197 143L200 144V146H201V143H199V141H198ZM197 143H196V144H197ZM205 143H204V145H205ZM230 143H231V142H230ZM246 143H247V142H246ZM249 143H250V142H249ZM32 144H33V142H32ZM84 144H85V143H84ZM128 144H129V143H128ZM134 144H135V145H134ZM152 144H153V143H152ZM196 144H194L195 146L193 145L194 148L196 147ZM254 144H255V138H254ZM27 145H28V144H27ZM27 145H26V148H27L28 146H30V147H34V146H35V144H34V146H32V145H30V144H29L28 146H27ZM36 145H37V144H36ZM131 145L136 146V143H132V144H130V145H128V146L131 147ZM138 145H140V144H138ZM138 145H137V146H138ZM156 145L158 146V144H156ZM187 145H188V143H187ZM190 145H189V146H186L187 148L185 147V148H184L185 150L182 148V149L184 150V152H185V155L188 154V153H186V149H188V151H189V149L191 150V148L193 147V146H191V148H190ZM206 145H207V144H206ZM206 145H205V146H206ZM234 145H235V144H234ZM237 145H238V143H237ZM245 145H246V144H245ZM252 145H253V144H252ZM257 145H258V144H257ZM259 145H260V144H259ZM37 146H38V145H37ZM73 146H74V145H73ZM75 146H74V147H75ZM128 146H127V147H128ZM163 146H162V147H163ZM200 146H199V147H200ZM248 146H249V145H248ZM158 147H160V146H158ZM168 147H169V146H168ZM182 147H183V146H182ZM232 147H233V146H232ZM238 147H240V146H238ZM79 148H80V147H79ZM133 148H134V147H132V149H133ZM136 148L139 149L140 147H135L134 149H136ZM144 148H145V147H144ZM201 148H203V146H202ZM226 148H227V147H226ZM226 148H225V151H226ZM233 148H234V147H233ZM236 148H237V147H236ZM256 148H257V146H256ZM31 149H32V148H31ZM81 149H82V147H81ZM123 149H124V148H123ZM125 149H127V148L125 147ZM129 149H130V148H129ZM138 149H136V152H134V154L137 155V154H138V153H137L138 151H139V153H143V152L145 151V150L143 149V147H142V149H139V150H138ZM145 149H146V148H145ZM149 149H150V148H149ZM154 149H157V147H156V148L153 147V150H154ZM158 149H159V148H158ZM161 149H162V148H160V150H161ZM165 149H166V148H165ZM167 149H166V150H167ZM199 149H200V148H199ZM206 149H208V152H210V150H211V148L209 149V147L206 148ZM223 149H224V148H223ZM227 149H229V147H228ZM230 149H231V148H230ZM234 149H235V148H234ZM238 149H239V148H238ZM242 149H245V147H243ZM247 149H248V148H247ZM247 149H246V150H247ZM76 150H77V149H76ZM79 150H80V149H79ZM130 150H131V149H130ZM137 150H138V151H137ZM146 150H148V149H146ZM193 150L196 151V148L193 149ZM203 150H205V149H203ZM74 151H75V150H74ZM116 151H117V150H116ZM119 151H120V150H119ZM124 151H125V150H124ZM155 151H156V150H154V153H155ZM157 151H158V150H157ZM163 151H164V149H163ZM163 151H162V152H163ZM197 151H198V149H197ZM206 151H207V150H206ZM229 151H230V150H229ZM232 151H233V150H232ZM236 151H237V150H236ZM239 151H240V150H239ZM239 151H237V152H239ZM243 151H244V150H243ZM249 151H250V150H249ZM256 151H257V149H256ZM120 152H121V151H120ZM122 152H123V150H122ZM130 152H133V151H132V150L129 151V153H128L129 155H130ZM147 152H149V151H147ZM151 152H153V151H151ZM151 152H150V154H151ZM158 152H159V151H158ZM167 152H168V151H167ZM170 152H169V153H170ZM191 152H192V151H190V153H191ZM204 152H205V151H204ZM216 152H213V154H215ZM218 152H219V151H218ZM258 152H259V151H258ZM260 152H261V151H260ZM73 153H74V152H73ZM73 153H72V154H73ZM115 153H117V152H115ZM145 153H146V151H145ZM165 153H166V151H165ZM169 153H168V154H169ZM193 153H194V151H193ZM231 153H233V152H231ZM235 153H236V152H235ZM245 153H246V152H245ZM245 153H244V154H245ZM255 153H256V152H255ZM74 154H75V153H74ZM74 154H73V156H74ZM76 154H77V152H76ZM120 154H121V153H120ZM131 154H132V153H131ZM143 154H144V153H143ZM143 154H142V155H143ZM159 154H160V153H159ZM161 154H162V153H161ZM196 154H197V152H196ZM198 154H200V152H199ZM198 154H197V156H198ZM204 154H205V153H204ZM216 154H217L216 156H218V153H216ZM219 154H220V153H219ZM224 154H226V153L224 152ZM236 154H237V153H236ZM240 154H241V152H240ZM244 154H243V155H244ZM118 155H119V154H118ZM126 155H127V154H126ZM138 155H139V154H138ZM140 155H141V154H140ZM148 155H149V154H148ZM148 155L145 154V156H143V157H146V156H148ZM153 155H155V154H153ZM200 155H201V154H200ZM221 155H222V153H221ZM256 155H258V154H256ZM256 155H255V156H256ZM79 156H80V155H79ZM124 156H125V155H124ZM134 156H135V155H134ZM151 156H152V155H151ZM156 156H157V155H156ZM156 156H155V157H156ZM158 156H159V155H158ZM162 156H163V154H162ZM166 156H167V155L165 154L164 157L166 158ZM180 156H181V155H179V157H180ZM182 156H183V155H182ZM182 156H181V158H182ZM186 156H187V155H186ZM186 156H184L183 159L185 158V160H186ZM188 156H190V155H188ZM203 156H204V155H202V157H203ZM209 156L213 157L214 155L212 156V155L209 154ZM209 156H208V157H209ZM228 156H229V155H228ZM228 156H227V157H228ZM238 156H239V155H238ZM244 156H245V155H244ZM260 156H261V153H260ZM74 157H75V156H74ZM77 157H78V156L76 155V158H77ZM80 157H81V156H80ZM122 157H123V155H122ZM125 157H127V156H125ZM132 157H133V156H132ZM143 157H140V158H143ZM172 157H171V158H172ZM177 157H178V156H177ZM198 157H199V156H198ZM202 157H201V158H202ZM206 157H207V156H204L205 159H206ZM221 157H222V156H221ZM250 157H251V156H250ZM129 158H131V157L129 156ZM137 158H138V157H137ZM149 158H150V157H149ZM159 158H160V157H159ZM193 158L196 159V157H194V156H193ZM199 158H200V157H199ZM199 158H198V160H199ZM204 158H202V159L204 160ZM215 158H216V157H215ZM217 158H218V157H217ZM219 158H220V157H219ZM233 158H234V157H233ZM233 158H230V159H233ZM235 158H236V156H235ZM237 158H238V157H237ZM239 158H240V157H239ZM247 158H248V157H247ZM255 158H256V157H255ZM71 159H72V158H71ZM74 159H75V158H74ZM74 159H72V160H74ZM123 159H125V158H122V160H123ZM127 159H128V157H127ZM127 159H126L125 164L130 162V160L127 162ZM131 159H132V158H131ZM147 159H148V158H147ZM202 159H200V160L202 161ZM209 159H211V158H209ZM212 159H213V158H212ZM252 159H254V158H252ZM72 160H71V161H72ZM76 160L79 161V159H75V161H76ZM81 160H82V159H81ZM81 160H80V162H81ZM134 160H135V158H134ZM134 160H131V161H134ZM141 160H142V159H140V162H142V161L144 160V158H143L142 161H141ZM156 160H157V159H156ZM170 160H171V159H170ZM176 160H179V159H176ZM189 160H191V157H190ZM200 160H199V161H200ZM218 160H219V159H218ZM223 160L225 161L224 158H223ZM226 160H227V159H226ZM228 160H229V159H228ZM235 160H236V159H235ZM235 160H234V161H235ZM237 160H238V159H237ZM240 160H242V159L240 158ZM246 160H247V159H246ZM135 161H136V160H135ZM146 161H147V160H146ZM149 161H150V159H149ZM152 161H153V159H152ZM157 161H158V160H157ZM160 161H161V159H160ZM166 161H167V160H166ZM166 161H165V162H166ZM192 161H193V160H192ZM192 161H190V162L192 163ZM205 161H206V160H205ZM207 161H208V160H207ZM210 161H211V160H210ZM220 161H222V160L220 159ZM230 161H231V160H230ZM234 161H233V162H234ZM244 161H245V160H244ZM60 162H61V161H60ZM69 162H70V161H69ZM122 162H123V161H122ZM138 162H139V159H138L137 163H138ZM144 162H145V161H144ZM153 162H154V161H153ZM155 162H156V161H155ZM175 162H176V161H175ZM180 162H181V161H180ZM193 162H194V161H193ZM197 162H198V161H196V163H197ZM202 162H203V161H202ZM245 162H246V161H245ZM255 162H256V161H255ZM262 162H264V161H262ZM78 163H79V162H78ZM131 163H132V162H131ZM135 163H136V162H135ZM146 163H147V162H146ZM149 163H150V165L152 164L151 161H150ZM149 163H148V164H149ZM159 163H161V162H159ZM162 163H163V162H162ZM167 163H168V162H167ZM188 163H189V162H188ZM206 163H208V162H206ZM206 163H204V164H206ZM209 163H211V162H209ZM216 163H217V162H216ZM218 163H219V162H218ZM224 163H225V162H224ZM224 163H223V164H224ZM238 163H240L239 160H238ZM12 164H13V166L10 165V166H9V167H10L9 169H11L12 167H15L16 165H18V167L20 166V167H19V170L22 169V168L25 169V165H23V163L20 164V163H18L17 161H16V162L14 161ZM27 164H28V162H27ZM57 164H58V162H57ZM60 164H61V166H64V165H62V163H60ZM73 164H75V162H73ZM82 164H83V161H82ZM82 164H80V167H81V166H83V167L85 166V165H82ZM120 164H122V165H120ZM120 164H118V165H120V166L123 167V163H120ZM133 164H134V162H133ZM142 164H144V163H142ZM164 164H165V163H163V165H164ZM169 164H171V163L169 162ZM175 164H176V163H175ZM177 164H178V163H177ZM181 164H182V163H181ZM181 164H180V165H181ZM194 164H195V163H194ZM200 164H201V162H200ZM226 164H227V163H226ZM230 164H231V163H230ZM247 164H248V163H247ZM0 165H1V164H0ZM14 165H15V166H14ZM29 165H30V164H28V167H29ZM47 165L49 166V164H47ZM71 165H72V163H71ZM116 165H117V164H116ZM140 165H141V163H140ZM140 165H139V166H140ZM145 165H146V164H145ZM145 165H144V166H145ZM150 165H148V166H150ZM159 165H161V167H162V164H159ZM172 165L174 166V162H173ZM186 165H187V164H186ZM227 165H228V164H227ZM227 165H226V166H227ZM34 166H35V164L33 165V167H34ZM67 166H68V163H67ZM77 166H78V164H77ZM125 166H126V165H125ZM146 166H147V165H146ZM148 166H147V167H148ZM152 166H155V165H154V164L151 165V170L154 168V167L152 168ZM156 166H157V165H156ZM168 166H169V165H168ZM188 166H189V164H188ZM190 166H191V165H190ZM230 166H231V165H230ZM248 166H249V165H248ZM1 167L3 168V166H1ZM16 167H17V166H16ZM18 167H17V168H18ZM33 167H31V169H32ZM40 167H41V166H40ZM44 167H46V165H44ZM64 167H66V166H64ZM64 167H63V168H64ZM80 167H79V168H80ZM83 167H82V168H83ZM133 167H136V166H135V165L132 166V169H134ZM147 167H146V168H147ZM157 167H158V166H157ZM166 167H167V166H166ZM175 167H177V166H175ZM194 167H195V166H194ZM202 167H203V166H202ZM219 167H220V166H219ZM244 167H245V166H244ZM255 167H256V166H255ZM35 168H36V167H35ZM49 168H50V167H49ZM60 168H61V167H60ZM68 168H70V164H69ZM71 168H72V167H71ZM74 168H76V167H74ZM86 168H87V166H86ZM86 168H84V169H86ZM115 168H116V166H115ZM127 168H128V167H127ZM129 168L131 169V165L129 166ZM136 168H139V167L137 166ZM136 168H135V169H136ZM140 168H141V167H140ZM144 168H145V167H144ZM162 168L165 169V166L162 167ZM162 168L159 167L160 170H161ZM169 168H172L171 165H170ZM169 168H168V169H169ZM178 168H179V166H178ZM185 168H186V166H185ZM3 169H4V168H3ZM6 169H7V168H6ZM44 169H45V168H44ZM76 169H77V168H76ZM110 169H111V168H110ZM113 169H114V168H113ZM113 169H112V170H113ZM132 169H131V170H132ZM147 169H148V168H147ZM183 169H184V168H183ZM238 169H239V168H238ZM11 170H13V169H11ZM11 170H10V171H11ZM19 170H17V171H19ZM28 170H30V167H29ZM33 170H34V168H33ZM33 170H32V171H33ZM35 170H36V169H35ZM42 170H43V168H42ZM70 170H71V169H70ZM79 170H80V169H79ZM79 170H77V171H79ZM94 170H95V169H94ZM96 170H97V169H96ZM116 170L120 173L121 171H125V170L128 171L129 169H125V170H121V171H119V170L116 168ZM141 170H143V169L141 168ZM160 170H159V171H160ZM172 170H173V169H172ZM174 170H175V169H174ZM184 170H185V169H184ZM223 170H224V169H223ZM231 170H233V169H231ZM0 171H1V169H0ZM8 171H9V170H8ZM13 171H15V168H14ZM30 171H31V170H30ZM37 171H40V170H36L35 172H37ZM43 171H44V170H43ZM47 171H48V170H47ZM50 171H51V170H50ZM61 171H62V168H61ZM61 171H60V172H61ZM64 171H65V169H64ZM64 171H63V172H64ZM72 171H73V170H72ZM72 171H71V172H72ZM82 171H83V170H82ZM88 171H89V170H88ZM88 171H87V172H88ZM90 171H91V170H90ZM92 171H93V168H92ZM106 171H107V169H106ZM113 171H114V170H113ZM117 171H116V172H117ZM127 171H126V173H127ZM134 171H135V170H134ZM134 171H132L131 173H133ZM137 171H138V170H137ZM139 171H140V169H139ZM165 171H166V170H165ZM167 171H168V170H167ZM199 171H200V170H199ZM202 171H203V170H202ZM238 171H239V170H238ZM6 172H7V171H6ZM6 172H4V173H6ZM28 172H29V171H28ZM63 172H62V175H63ZM68 172H69V169H68ZM75 172H76V171H75ZM79 172H81V171H79ZM116 172H115V173H116ZM140 172H141V171H140ZM145 172H146V171H145ZM156 172L159 173L158 171H156ZM195 172H196V171H195ZM203 172H204V171H203ZM1 173H2V172H1ZM11 173H12V171H11ZM11 173H10V175H11ZM20 173H21V172H20ZM24 173H25V172H23V174H24ZM30 173H31V172H30ZM32 173H33V172H32ZM32 173H31V174H32ZM58 173H59V172H57V175H58ZM108 173H109V170H108ZM119 173H118V174H119ZM124 173H125V172H124ZM134 173H135V172H134ZM157 173H156V174H157ZM162 173H163V171H162ZM184 173H185V172H184ZM197 173H198V172H197ZM234 173H235V172H234ZM237 173H238V172H237ZM13 174H14V172H13ZM13 174H12V175H13ZM26 174H27V170H26ZM33 174H34V173H33ZM69 174H70V173H69ZM112 174H113V173H112ZM116 174H117V173H116ZM136 174H138V173L136 172ZM139 174H140V173H139ZM170 174H171V173H170ZM195 174H196V173H195ZM200 174H201V173H200ZM205 174H207V173H205ZM205 174H204V175H205ZM218 174H219V173H218ZM4 175H5V176H4L3 178L6 177V174H4ZM24 175H25V174H24ZM35 175H36V174H35ZM35 175H34V176H35ZM55 175H56V174H55ZM55 175H54V176H55ZM60 175H61V174H59V176H60ZM67 175H68V174H67ZM159 175H160V173H159ZM238 175H239V173H238ZM13 176H14V175H13ZM27 176H30V174H27ZM109 176H110V175H109ZM155 176H157V175H155ZM166 176H167V175H166ZM187 176H188V175H187ZM14 177H15V176H14ZM14 177H13V178H14ZM18 177H19V175H18ZM20 177H21V176H20ZM23 177H24V176H22V180H23V179H26V178H23ZM71 177H72V176H71ZM113 177L115 178L116 175H114ZM121 177H122V175H121ZM158 177L160 178L161 175L158 176ZM167 177H168V176H167ZM170 177H171V176H170ZM170 177H168V178H170ZM30 178H31V177H30ZM110 178H112V177H110ZM155 178H156V177H155ZM161 178H162V177H161ZM163 178H164V176H163ZM165 178H166V177H165ZM173 178H174V177H173ZM215 178H216V177H215ZM220 178H221V177H220ZM245 178H246V177H245ZM7 179H8V178H7ZM68 179H69V177H68ZM170 179H171V178H170ZM183 179H184V178H183ZM186 179H187V177H186ZM15 180H16V179H15ZM20 180H21V179H20ZM22 180H21V181H22ZM28 180H29V179L27 178V181H28ZM133 180H134V179H133ZM167 180H168V179L166 178V181H167ZM187 180H188V179H187ZM234 180H235V179H234ZM1 181H2V179H1ZM8 181H9V180H8ZM11 181H13V179H12ZM18 181H19V179H18ZM18 181H17V182H18ZM31 181H33V178H32ZM67 181H68V180H67ZM190 181H191V178H190ZM192 181H193V179H192ZM9 182H10V181H9ZM17 182H16V183H17ZM65 182H66V181H65ZM184 182H185V181H184ZM5 183H6V181H4L2 184H5ZM18 183L20 184V182H18ZM25 183H26V182H25ZM28 183H31V182L28 181ZM61 183L63 184V182H61ZM71 183H72V182H71ZM88 183H89V182H88ZM110 183H111V182H110ZM168 183H169V182H168ZM170 183H171V182H170ZM207 183H208V182H207ZM2 184H0V185H2ZM23 184H24V182H23ZM23 184H20V185H23ZM69 184H70V183H69ZM69 184H68V186H69ZM83 184H84V183H83ZM86 184H87V183H86ZM135 184H136V183H135ZM191 184H192V183H191ZM193 184H194V183H193ZM240 184H242V183H240ZM5 185H7V184H5ZM8 185H9V184H8ZM14 185H15V184H13V186H14ZM17 185H18V184H16L15 186H17ZM73 185H74V184H73ZM206 185H207V184H206ZM24 186H25V184L23 185V187H24ZM64 186L67 187V185H64ZM64 186H63V187H64ZM150 186H151V185H150ZM7 187H8V186H7ZM7 187H6V188H7ZM61 187H62V186H61ZM77 187H78V186H77ZM135 187H136V186H135ZM172 187H173V186H172ZM12 188H13V187H12ZM149 188H150V187H149ZM200 188H201V187H200ZM227 188H228V187H227ZM2 189H4V188H2ZM28 189H29V187H28ZM59 190H60V189H59ZM106 190H107V189H106ZM222 190H223V188H222ZM6 191H9V190H6ZM12 191H13V190H12ZM14 191H15V190H14ZM16 191H17V190H16ZM18 191H19V190H18ZM134 191H135V190H134ZM235 191H236V190H235ZM243 191H245V190H243ZM9 192H10V191H9ZM99 192H100V191H99ZM101 192H102V191H101ZM230 192H231V191H230ZM128 193H130V192H128ZM221 194H222V193H221ZM1 195H2V193H1ZM75 195H76V194H75ZM78 195H79V194H78ZM159 195H160V194H159ZM2 196H5V193H4V195H2ZM2 196H0V198H1ZM106 196H107V195H106ZM113 196H114V195H113ZM78 197H79V196H78ZM100 197H101V196H100ZM132 197H133V196H132ZM156 198H157V197H156ZM183 198H184V197H183ZM206 198H207V197H206ZM222 198H223V197H222ZM251 198H252V197H251ZM254 198H255V197H254ZM106 199H107V198H106ZM119 199H120V198H119ZM130 199H131V198H130ZM161 199H162V198H161ZM175 199H176V198H175ZM199 199H200V198H199ZM69 200H70V199H69ZM244 200H245V199H244ZM7 202H8V201H7ZM256 202H257V201H256ZM197 204H198V203H197ZM222 204H223V203H222ZM239 204H240V203H239ZM120 205H121V204H120ZM234 205H235V204H234ZM224 206H225V205H224ZM12 208H13V207H12ZM153 208H154V207H153ZM159 208H160V207H159ZM216 208H217V207H216ZM223 208H224V207H223ZM124 209H125V208H124ZM188 209H189V208H188ZM58 211H59V210H58ZM158 211H159V210H158ZM226 211H227V210H226ZM206 212H207V211H206ZM252 212H253V211H252ZM209 213H210V212H209ZM220 213H221V211H220ZM91 214H92V213H91ZM221 214H222V213H221ZM247 214H248V213H247ZM96 215H97V214H96ZM139 215H140V214H139ZM139 215H138V216H139ZM213 215H214V214H213ZM91 216H92V215H91ZM235 216H236V215H235ZM72 219H73V218H72ZM248 220H249V219H248ZM56 222H57V221H56ZM65 222H66V221H65ZM93 222H94V221H93ZM227 222H228V221H227ZM114 223H115V222H114ZM125 223H126V222H125ZM166 223H167V222H166ZM204 223H205V222H204ZM223 223H224V222H223ZM177 224H178V223H177ZM207 224H208V223H207ZM182 225H183V224H182ZM246 225H247V224H246ZM246 225H244V226H246ZM35 226H36V225H35ZM90 226H91V225H90ZM159 226H160V225H159ZM159 226H158V227H159ZM183 226H184V225H183ZM222 226H223V225H222ZM17 227H18V226H17ZM102 227H103V226H102ZM178 227H179V226H178ZM223 227H224V226H223ZM7 228H8V227H7ZM120 228H121V227H120ZM154 228H155V227H154ZM212 228H213V227H212ZM139 229H140V228H139ZM221 229H223V228L221 227ZM230 229H231V228H230ZM84 230H85V229H84ZM185 230H186V229H185ZM247 230H248V229H247ZM41 231H42V230H41ZM220 231H221V230H220ZM231 231H232V230H231ZM42 232H43V231H42ZM60 232H61V231H60ZM153 232H154V231H153ZM122 233H123V232H122ZM199 233H200V232H199ZM223 233H224V232H223ZM257 233H258V232H257ZM127 234H128V233H127ZM162 234H163V233H162ZM172 234H173V233H172ZM201 234H202V233H201ZM249 235H250V234H249ZM95 236H96V235H95ZM250 236H251V235H250ZM105 237H106V236H105ZM245 237H246V236H245ZM161 239H162V238H161ZM86 240H87V239H86ZM121 240H122V239H121ZM261 240H262V239H261ZM169 241H170V240H169ZM251 241H252V240H251ZM145 242H146V241H145ZM174 242H175V241H174ZM124 243H125V242H124ZM170 243H171V242H170ZM224 243H225V241H224ZM224 243H223V244H224ZM226 243H227V242H226ZM235 243H236V242H235ZM241 243H242V242H241ZM86 244H87V243H86ZM116 244H117V243H116ZM139 244H140V243H139ZM218 244H219V243H218ZM220 244H222V243H220ZM41 245H42V244H41ZM214 245H215V244H214ZM256 245H257V244H256ZM92 246H93V245H92ZM138 246H139V245H138ZM140 246H141V245H140ZM254 246H255V245H254ZM193 247H194V246H193ZM203 247H204V246H203ZM223 247H224V246H223ZM73 248H74V247H73ZM78 248H79V247H78ZM148 248H149V247H148ZM180 248H182V247H180ZM0 249H1V248H0ZM55 249H56V248H55ZM80 249H81V248H80ZM193 249H194V248H193ZM209 249H210V248H209ZM223 249H224V248H223ZM232 249H233V248H232ZM120 250H121V249H120ZM252 251H253V250H252ZM135 252H136V251H135ZM153 252H154V251H153ZM221 252H222V251H221ZM155 253H156V252H155ZM179 253H180V252H179ZM181 253H182V252H181ZM54 254H55V253H54ZM125 254H126V253H125ZM192 254H193V253H192ZM80 255H81V254H80ZM109 255H110V254H109ZM120 255H121V254H120ZM188 255H189V254H188ZM201 255H202V254H201ZM251 255H252V254H251ZM103 256H104V255H103ZM24 257H25V256H24ZM24 257H23V258H24ZM159 257H160V256H159ZM209 257H210V256H209ZM225 257H226V256H225ZM252 257H253V256H252ZM262 257H264V256H262ZM82 258H83V257H82ZM221 258H222V257H221ZM226 258H227V257H226ZM254 258H255V257H254ZM69 259H70V258H69ZM111 259H112V258H111ZM165 259H166V258H165ZM222 259H223V258H222ZM227 259H228V258H227ZM82 260H83V259H82ZM119 260H120V259H119ZM130 260H131V259H130ZM168 260H169V259H168ZM189 260H190V259H189ZM214 260H215V259H214ZM215 261H216V260H215ZM240 261H241V260H240ZM76 262H77V261H76ZM80 262H81V261H80ZM89 262H90V261H89ZM216 262H217V261H216ZM105 263H106V262H105ZM213 263H215V262H213ZM138 264H139V263H138ZM219 264H220V263H219Z\"/></svg>",
	"mask_w": 264,
	"mask_h": 264
}]
</instances>
